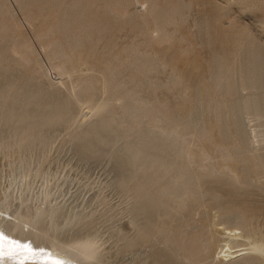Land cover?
<instances>
[{
  "label": "rangeland",
  "instance_id": "374dc122",
  "mask_svg": "<svg viewBox=\"0 0 264 264\" xmlns=\"http://www.w3.org/2000/svg\"><path fill=\"white\" fill-rule=\"evenodd\" d=\"M26 1L28 2V4L26 3ZM26 1L25 0H5V2H6L5 3L4 1L0 0V18L2 20L5 19V21H3L4 23H2L3 26L7 25V27L6 26L5 27L0 26L1 27L0 30H3L0 32V42H3V44L2 43L1 44L4 45V46L1 45L2 48L0 46V54H1L0 56H2V57L4 56L3 58L0 57V63L2 64V65H0V68H2V71L0 69V74L2 72V75H0L1 76L0 77V86L3 85V86H1L2 89L0 87V91H1L0 95H1V93L4 94V96L1 97L2 100L0 98V112H2V113H0V116H2V115L4 116L8 113L10 114V113H12V111H15L17 113V110H19L18 115L20 114L19 112H21V111H22L21 113L27 111L28 108L22 107L21 106L22 104L15 103L16 101L13 102L12 100L15 99V96L18 94V92H21V93L24 92L25 97H27L28 96L27 93L31 92V90L33 91L34 90L33 88H35L36 86H38L39 88L36 87L35 90L41 89L42 86H43L42 89H44L46 87L44 90H46L48 88L46 90V92L45 91L42 92L43 90L42 91L39 90L42 93V95L40 92H35V90L32 92V93H34V92L38 93L42 96V97L41 96L39 97V99L41 100V103L45 104L47 108L49 107L48 109H50V107L52 108L54 105H55V107H53V109H55L56 106L58 105L56 109L59 108V110H61L62 106H63L65 108H67L65 116L67 114H69V115H67L68 117L66 116V118H65L67 121L64 119L65 122L62 121L61 122L62 124L60 122H58V123H54L50 126L48 125V127L47 126H40V125H39V127H37L38 124L36 122L41 121V119L39 117H38L39 119L36 117V119L35 118L31 119L32 124H30L31 126H30L29 130L23 129V133L26 135L30 134L32 131L37 136H44L46 138V141L48 142L47 145H45V146H42V145L39 146L40 144L38 142L36 143V141L34 142L33 140L30 141V138L25 140V141H22V144H21V142L15 141V137H14L13 133H14V127H16V125H15L16 121H6L7 122L6 124H3V123L0 124V231L3 230L5 235L10 236V238L18 240L23 244L24 243L28 244V245L30 244L31 248L32 249L34 248L33 249L34 253L31 252L32 254L29 252H26V251L17 250L16 252H19V254L17 253V255H13L11 257L5 255L4 259L14 258V257L20 258L21 252H23L27 255H30V256H33V254L35 255L36 253L39 252L38 254H40V255H44V256L47 255L49 257L53 256L52 258H56V257L59 258L61 256V254L58 255V254L54 253L55 251L51 248V243L52 244L69 243V241L70 242L74 241L77 238L91 235L95 239V242H96V246H97L96 256L98 257V261L100 262V264H192L190 262L183 261L181 258V255L179 253L176 254L174 251L171 250V246L172 247H174V246L173 245H167L165 243L166 240H170V236L167 237L165 235H166V233L169 235L171 234V236H172V234H175L174 235L175 237H173V238H174L175 242L177 243L176 249L183 251L184 249H186L187 246L189 247V243L191 244L192 237L194 236V233H195V229H193V227L195 226L196 223L200 224L199 220H201V219H205V221L208 220L210 224H213L214 222L222 224V225H220V227L226 226V227H229L231 229L237 228L238 230H241V231L243 229H245V230H243L244 232H246L247 229H249V230L252 229V230H250V233H252V232L253 233L255 232V233L254 234L252 233L253 235L251 234L252 235L251 237L252 238L255 237L254 235L257 233L256 236L257 235L258 236L255 238L256 239L258 238L257 240H263L264 239V162H263L264 161V103H263L264 99H262V98H264V87H263L264 86V75H263L264 74V68H263L264 67V65H263L264 64V58H262V57H264V55H263L264 54V51H263L264 50V0H191V1L190 0H180V1L179 0H140V1L137 0L138 2L136 0H127V1L126 0H103L106 4L102 0H100V4H98L99 2H97L96 0H95V2H94V0H87V1L84 0L85 2H83L82 0H59V1L58 0H52L53 2L51 0H45V1L44 0H30V2H29V0H26ZM54 1H56V3ZM89 1H91V2L93 1L94 3L93 2L91 3ZM188 1L190 4L188 3ZM192 1H194L195 4ZM24 2L26 3V5ZM102 2H103V4H101ZM176 2H177V4H176ZM30 4H31V6H30ZM55 4L57 7L55 6ZM32 5L33 6L35 5V7H32ZM49 5L51 7L53 6V8H50ZM68 5H70V6H68ZM71 5H72V9L75 8L74 6H76L78 8V9L75 8L78 10V13H79V10L82 8V5H83V9H81L80 10L81 12L78 14L77 10L73 11L71 9ZM79 5H81V6H79ZM66 6L70 7L69 10H71L72 12L69 11L67 9L68 7L66 8ZM102 6L104 7V9ZM212 6H214L213 8L214 9L216 8V10L212 9ZM58 7H61V8H59L60 10L63 9V10H61L62 14L58 13L59 12ZM88 7H90L89 9H91V10L87 12V10H89ZM47 8H48V10L45 11V9H47ZM85 8H87V10ZM106 8L108 10H110L109 12L107 10L108 14L105 10ZM167 8H168V10H167ZM64 9H65V12H64ZM66 9L71 14L69 12H66ZM145 9H146V11H145ZM36 10H37V12H36ZM83 10L85 11V13L87 12V15H89V17L84 13ZM95 11H97V12L99 11L100 15ZM169 11L173 15V18H172ZM208 12H211V13L207 14ZM45 13H47V14H45ZM49 13H50V15L48 16ZM75 13L78 15H76ZM81 13H83V14L81 15ZM96 13H97V15H96ZM167 13L170 15H168ZM44 14H45V17H44ZM68 14L70 17L68 16ZM103 14L105 15V17ZM115 14H116V16H115ZM157 14H159V15H157ZM59 15H63V16L67 15V17H62ZM79 15H81L80 19L78 17ZM84 15H86L87 19L89 18L87 20V22L89 21L88 23L86 22ZM93 15H94V19L90 20L91 19L90 17H92ZM101 15L104 18H101ZM32 16H34V17H32ZM38 16H40L41 18L44 17L43 20L42 19L39 20L40 18ZM51 16H54L53 17L54 20H52L53 18ZM107 16L110 17V19ZM121 16H122V18H121ZM74 17H75V19H74ZM175 17H176L177 21H176ZM15 18L19 22V24H18V26L20 25L19 27L16 26L17 23L16 24L14 23ZM28 18L31 22L29 20H27ZM31 18H33V19H31ZM148 18L150 19V21ZM49 19L52 21H50ZM77 19L79 20V23L76 22ZM83 19L85 20V22L82 21ZM120 19H121V21H120ZM141 19H142V22H141ZM214 19L216 20V22L214 21ZM2 20H0V24H1ZM63 20H64V23L66 25L63 23ZM73 20L76 22V25H74ZM17 21H15V22H17ZM61 21H62V23H61ZM91 21H93V23L96 25L98 24V27L100 30L97 29L98 27L96 25H92V26L88 25L89 23L90 24L92 23ZM100 21L103 23L105 22L106 24L104 23V25H103V23H101ZM122 21H124V22L121 23ZM152 21H153V24H150V22L152 23ZM11 22L16 27L11 26V28H12L11 29L9 27ZM44 22H47V23L44 24ZM66 22H68L69 25H67ZM83 22L87 23V25L84 24V26H82ZM97 22H100V23H97ZM115 22L123 25V28H122V26H120L118 24L116 25ZM127 22H130V23H127ZM146 22L147 23L149 22V23L147 24ZM220 22H221V25H220ZM6 23H8V24H6ZM52 23H53V25H52ZM70 23H72L73 25ZM77 23H78V25H77ZM216 23L218 24V26H216L217 25ZM54 24H57V25H55L56 27L54 26ZM60 24H63V26ZM164 24H166V27H164L165 26ZM209 24H210V26L212 25L211 26L212 28L209 26ZM58 25H59V28H58ZM124 25L126 26V29L128 28L127 26H129L130 30L127 29L124 31V29H125ZM214 25H215V28H214L215 31L213 29ZM52 26H54V27L50 28ZM80 26L85 28V29L83 30V28H81ZM20 27H21L23 32L20 30ZM38 27H40V29H42V28L43 29L40 31L38 29ZM90 27H91V29H90ZM93 27L99 31V33H98V31L96 32L99 35L98 34L96 35V33H95L96 29H94ZM130 27L132 29H136V28H138V29L132 30ZM140 27H142L143 29ZM209 27H210V32L212 33L210 35H213L211 38H210L209 34H207L209 32L206 31V30H209L208 29ZM219 27H222L223 29L220 28L221 30L220 29L218 30ZM14 28H16V30H19V31L14 30ZM49 28H50V30H49V32H47ZM78 28H80V31L82 29L84 32L89 30V29L90 30L87 31V35L85 36V34L82 33L83 31H81V32L78 31L79 30ZM105 28H107V31L105 30ZM117 28L119 29V31ZM9 29L11 31H8ZM61 29H63L62 30L63 32H61ZM73 29H75L74 31H76L75 32L76 34L75 33L74 34L76 36H78L77 38L80 39L79 41L77 38L76 39L74 38L76 36L72 32ZM92 29H94V31ZM112 29H114V31L117 29V32H120V31L121 32L119 34L115 31L117 33V35L114 36V38H113V37H111V35H113ZM211 29L213 31H211ZM51 30L56 35L61 34L62 35V36L60 35L61 40H62V38L64 39L66 37L64 42H62L63 43L62 47L59 44L61 41H58L59 43H57L59 36L57 37V36L52 35L53 32H50ZM227 30H230L231 34L228 33ZM20 31L22 32L21 35H20ZM57 31L58 32L60 31V32L58 33ZM67 31H71V33L67 32ZM136 31H137V33H136ZM139 31H142V32H139ZM2 32H4V34ZM9 32H11V33H9ZM13 32H14V35L17 36L16 37L17 39L13 35L12 36L14 38H12V37L10 38V36H11V34H13ZM17 32H19V33H17ZM77 32H79V33H77ZM213 32H214V34H213ZM221 32H222V34H221ZM225 32H227L226 34L227 35L229 34L228 36H230V38L228 37L230 44L227 43V41H228V40L226 41L227 38H224V36H222L225 34ZM40 33H41V35H40ZM47 33H49V34L45 35ZM67 33L69 35H67ZM90 33H91V37L88 36V35H90ZM100 33H102L101 35H103V36H101ZM139 33L142 35H140ZM178 33H180V34H178ZM6 34L9 38H7V40L5 39V41H3L4 37L5 38L7 37ZM22 34H24V35L22 36ZM79 34H83V35H79ZM104 34H105V36H104ZM205 34H207V35H205ZM215 34H217L216 35L217 37L214 36ZM219 34H221V36L223 38V40H221V41H224V42H220L221 43L220 48H222V49L218 48L220 46V43L218 41H220V37H221ZM49 35H50V37H48ZM72 35H73V37H72ZM95 35L97 37L99 36L100 38L101 37H103V38L102 39L97 38ZM114 35H115V33H114ZM227 35H226V37H227ZM24 36H25V38H24ZM41 36H42V38H41ZM45 36H46V38H44ZM68 36L72 37V39L69 37V39L72 41V43H70V44L74 45V43H75V42H73V40H74V41H77L75 44H77V45L80 44V46L79 47L77 45H74V46L72 45L73 47L71 45L69 46L67 44L70 42V40L68 39ZM87 36H88V38H86V41L87 40H89V41H87V43H86V41H84L85 39L83 40L82 38H85ZM92 36H95L93 39H95V38H97V39L90 40L92 38ZM117 36H119V37H117ZM138 36H140V37H138ZM182 36L184 38L186 36V38L184 39ZM203 36H205V37H203ZM104 37H107L108 40H106ZM214 37L216 38V41L214 40ZM204 38H206V39L208 38V39L206 40ZM217 38H219V39H217ZM233 38H235V40L237 38V40L235 41ZM1 39H2V41H1ZM47 39H49V41H46ZM52 39L53 40L55 39L56 47L57 46L61 47V48L64 47V50L60 49V51L63 50L65 54H67L65 51H67V49H69L67 47L69 46L71 48L68 50V54H67V55H69L68 57H64L65 55H62V57H61V55H59V51H57L58 47L56 48L54 46V44H55V43H53L54 41L52 42V45H51ZM98 39L101 40L102 42H100ZM186 39L188 41L189 40L190 41L188 42V41H186ZM38 40H40V42ZM117 40H118V42H117ZM82 41H84L86 43V45H89L88 43L90 42V44L93 47L90 45L89 46L91 48H93V50H95L94 46L97 47V49L99 50L100 47H102L104 44L105 45L102 49L99 50V52L97 49H96L97 51H93V50L90 51L91 48L89 46H88L89 49L87 51L86 45L82 44ZM91 41L92 42L95 41V45H93ZM104 41H106V43H103ZM130 41H131V43H130ZM209 41H210L211 45H209L210 44ZM183 42H185V43H183ZM187 42L189 45L187 44ZM98 43L99 44L102 43V46L99 45V47H98ZM107 43L108 44L110 43L109 45H111V43H112V45H113L112 48H111V46L109 47ZM203 43H204V45L206 44L207 46L206 45L204 46ZM207 43H209V44H207ZM223 43H226L227 45L228 44L229 45L227 46ZM5 44H6V47H5ZM125 44H127V45L129 44V46H126ZM121 45L124 47H121ZM130 45H133V46H130ZM192 45H194L192 47L194 49L191 48ZM105 46H108L106 48H108V51L111 54L107 51ZM176 46H178V47H176ZM183 46H184V48H183ZM236 46L238 48H236ZM256 46H257V48H256ZM51 47L54 48L53 51L56 49V52H58V54L51 53V51H52ZM65 47H66V49H65ZM113 47L115 48V50ZM117 47H119V48L121 47L120 50ZM175 47L178 48V50H175L176 49ZM225 47L226 48L228 47V49H225ZM248 47L250 49H248ZM254 47L256 49H254ZM8 48H9V50H8ZM29 48L30 49L32 48V50H34L32 52V55H30L31 54L30 51H32V50H29ZM206 48H208V50ZM211 48L214 50H212ZM232 48H233L234 53L236 51V54H235L236 56L233 54V52H231ZM234 48H236L235 51H234ZM75 49H76V51H75ZM172 49H174L175 51H173ZM180 49H182V50H180ZM190 49H192V51H194V52L192 53V51ZM203 49H205V50H203ZM245 49H248L247 51L249 52V54L251 56L250 58H249V55L245 53V52H247ZM5 50H8V52ZM101 50L102 51L104 50L103 51L104 54L101 53V56H97L98 53L100 55ZM130 50H131V52H133L135 50L133 52V55L137 56L138 58H140L139 56H141L142 58H144L146 56L143 59V61H141V62L144 65V61H147V62H145V64L148 63L149 65L146 64L144 66L147 68V70L150 68V70H148V72H150L149 74H151V76L148 75V72L146 73V71H147L146 69H145L146 71L143 70L145 67H143V65L141 66L142 63L139 62L138 59L135 62L134 59H136V57H132ZM171 50L174 52L173 54L171 53L172 52ZM228 50H229V54L227 52ZM238 50H240V51L238 52ZM258 50L260 52V55H259ZM4 51H5V54H7V56L4 55ZM63 51H61L60 54ZM70 51H71V54H70ZM116 51L119 52V54H117ZM124 51H126V53H124ZM178 51H179V53H178ZM211 51H212V53H211ZM218 51H219V54H218ZM224 51H225V53H224ZM25 52H27V53H25ZM28 52H29V54H28ZM91 52H93L94 54H92ZM113 52H114V54H113ZM115 52H116V54H115ZM122 52H123L124 56L126 55V59L123 58L124 56H123ZM161 52L164 55H162ZM23 53H25L26 55H24ZM49 53L51 54V56ZM64 53H62V54H64ZM135 53H137L139 56ZM185 53H186V55H185ZM226 53L229 56H227ZM230 53H232L231 56L233 57V60H231L232 58L230 56ZM21 54H23V56H21ZM222 54H225V56L224 55L221 56L222 58L220 56H218V55H222ZM252 54L253 55L255 54V55L252 56ZM53 55H55V56L57 55L60 57L54 58L55 56L53 57ZM107 55H109V56H107ZM113 55H114L113 61L115 62V64L120 63V66H118V67H120L122 69L116 67L118 64H116L112 68V66H113L112 64H114V62L112 61ZM115 55H116V57H115ZM117 55H118V57H117ZM180 55H182V56L184 55V57H182V56L180 57ZM30 56H31V58H34L35 60L34 59L31 60ZM83 56H84V58L85 57L86 58L84 59ZM95 56H96V58H95ZM102 56H104V57L106 56L105 58L103 57L105 60L102 58ZM170 56H171V58H170ZM234 56L237 58L234 59ZM238 56H240V57H238ZM260 56H262V57H260ZM25 57L27 59H30V60H25ZM63 57H64V59H62ZM109 57H111V60H108ZM166 57H168V59H170V60L168 61L166 59ZM224 57H226L225 58L226 60H223ZM227 57H229L228 59H230V61H232L233 63H231L227 59ZM245 57H246V59H245ZM14 58H15V60H14ZM115 58H116L117 62H116ZM172 58H173V60H171ZM192 58H193V60H192ZM255 58L257 59V61H259L260 58H261V60L259 62H257ZM92 59L94 60L93 62L97 61L96 62L97 65L99 64V62H101L99 65H102V66H103V64L106 63V66H103V67L98 66V70L99 69L100 70H99V72H97V75L95 74L96 71H98L97 66H95L96 63L91 64L92 66L91 67L89 66L90 68L88 69V65H90V63H92ZM145 59H147V60H145ZM219 59L222 61H220ZM249 59L250 60L252 59V61H256V62H254V63L252 61L249 62L250 61ZM11 60H12V62H11ZM125 60H127V61L129 60L131 65H133V67L136 66V68L134 69L132 66L129 65L130 64L129 61L127 62ZM133 60H134V63L132 64ZM139 60H141V59H139ZM4 61H5V63H4ZM8 61H10L9 66H8V64H9ZM28 61H30V62L28 63ZM31 61H33V62H31ZM76 61H77V63H76ZM88 61L89 62L91 61V62L89 63ZM108 61L110 63H108ZM158 61H159V63H158ZM174 61H176V62L180 61V64H179V62H177L178 64L176 65V62H174ZM198 61H199V63H198ZM239 61H240V63H239ZM245 61H246V64H245ZM247 61H248V64L250 63L249 66H253V70L250 69L252 67L248 66ZM74 62L76 63V65ZM124 62H126V63H124ZM154 62H155L156 66L153 65ZM169 62L172 64H170ZM241 62H242V65H241ZM11 63H14V65H12ZM16 63H18V64H16ZM25 63H26V65H25ZM30 63L35 68L34 67L32 68ZM165 63L166 64L169 63V64L166 65ZM223 63H225V64H223ZM227 63H228V65H227ZM65 64H67V65L65 66ZM138 64L143 68L140 69L141 67ZM158 64H160V65L158 66ZM182 64H184L183 67L185 69L182 68V66H181ZM229 64L230 65L232 64V66H229ZM21 65H23V66H21ZM83 65H84V67H83ZM93 65H94V67H96L95 68L96 70L95 69L90 70L93 68ZM126 65H128V67L129 66L130 67L128 68ZM11 66L12 67L14 66V67L12 68ZM16 66H18V67H16ZM60 66L62 69L60 68ZM107 66H108V68L111 67L110 71L107 68ZM223 66L224 67L229 66V67H227V69L230 67H232V68H230L228 70L225 69V72H224ZM245 66H248V68ZM9 67H11L13 69L12 72L15 74H12L10 70H9L10 73L8 72ZM125 67L127 68V70ZM176 67H177V69H175ZM220 67H221V70H219ZM5 68H6V70H3ZM26 68H27V70H26ZM63 68L65 70H63ZM83 68L84 69L86 68V70H84ZM105 68H107V69H105ZM131 68H132V70H131ZM154 68L156 69V73L154 72V70H155ZM193 68L194 69L196 68V69L193 70ZM198 68H201V70L200 69L198 70ZM112 69H113V72H112ZM118 69H120L121 71H119ZM136 69H137V71L139 69V71L137 72ZM231 69H232V71L234 70L232 73L230 71ZM21 70H22V75H21ZM103 70H104V72H103ZM114 70L116 72L118 70L121 76H119L118 73L116 74V72H114ZM141 70H143V73ZM158 70H159L158 73H160L159 76L156 75V74H158L157 73ZM176 70L179 71L178 74H177ZM226 70H227V72H226ZM249 70H250V72H249ZM262 70H263V72H262ZM3 71H7V74H3V73H6ZM17 71H18V73H20L19 74L20 77L17 76L18 78H16V76H14V75L18 74V73L16 74ZM31 71L32 72L35 71V73L34 72L32 73ZM62 71H64V73ZM92 71L93 72L95 71V73H94L95 75H93ZM122 71L124 74L122 73ZM190 71H191V73H190ZM140 72L143 74L144 77L147 75L146 76L148 78L147 82H145V81L141 82V80H144L143 79L144 77L142 76V74ZM245 72H246V74H245ZM38 73H39V75H38ZM78 73H81V74H78ZM137 73L138 74L140 73L142 78L140 77V75H137ZM173 73H174L175 77H174ZM226 73H227V75H226ZM233 73H234V75H233ZM24 74H26L25 75L26 78H25ZM132 74L135 76L137 75V77H134ZM153 74H154V76H153ZM187 74L191 75V77L192 76L193 77L191 78L190 76H187ZM7 75H10V77ZM21 76H24L22 78L23 79L25 78V79L23 80L21 78ZM29 76H30V78L27 79V77H29ZM82 76H85L87 78H85V77L82 78ZM111 76H112V78H111ZM125 76H127V78H124ZM179 76H180V78H179ZM202 76H204V77H202ZM228 76H229V80L227 78ZM240 76H241V78H240ZM261 76H263V77H261ZM93 77H95V78L93 79ZM138 77H140V78H138ZM146 77H145V79H147ZM156 77L157 78L160 77L161 81L159 80L160 78L158 80H156L157 79ZM231 77H233V78H231ZM250 77H253V78L250 79ZM7 78H9L10 81L6 80ZM15 78L18 79L19 83L15 82V81H17ZM110 78L112 81L110 80ZM122 78L124 81L121 80ZM150 78L152 79V81ZM153 78L155 79L156 82L153 81L154 80ZM177 78H179V80ZM205 78H206V80H204ZM214 78L218 79V80H214ZM258 78H259V80H258ZM11 79L14 80L13 82H15L14 83L15 85L14 84L9 85L10 89L11 90L13 89V90L12 91L10 90L9 94H7L6 91H8V90H4V88L5 89L9 88L8 84H10V82H12ZM26 79L33 81V83L36 86L35 85L33 86V84L31 85L30 83H32V82L31 81L28 82V81H26ZM119 80L122 81V84H121V81H119ZM138 80L142 84L143 83L144 84L140 85V82ZM212 80H214L215 82ZM7 81H8V83H7ZM20 81H22L23 84ZM84 81H85V83H84ZM130 81H131V83H130ZM137 81L139 82V84ZM177 81L179 83H177ZM37 82H39V83H37ZM115 82H117V83H115ZM119 82H120V84H119ZM132 82H133V84H132ZM211 82H213V83H211ZM226 82H228V83H226ZM24 83H26V84H24ZM111 83L113 84L114 88H113ZM126 83H127V85H125ZM158 83L160 85H158ZM172 83H173V85H172ZM203 83H204V85H203ZM37 84H39V85H37ZM102 84L104 85V87ZM134 84H136L137 88L134 86ZM168 84H171V85H168ZM20 85H21V87H20ZM23 85H26L27 87L23 86ZM40 85H41V87H40ZM108 85H111V88ZM128 85L133 86L135 88L130 87ZM221 85H223V86H221ZM225 85H227V87ZM231 85H232V87H231ZM259 85L261 87H259ZM15 86H16V89L14 88ZM22 86L24 88L26 87L27 89H25V91H24ZM31 86H32V89H31ZM82 86H83V88H82ZM142 86H145V87L147 86V87L145 88ZM201 86H202V89H201ZM206 86H207V88H206ZM212 86H213V88H212ZM28 87H30V88H28ZM100 87L104 88V89L101 90ZM179 87H180V91L178 90ZM118 88H119V90H118ZM131 88L134 90V92H133V90H131ZM185 88H187V89H185ZM226 88H228V89L231 88V89H229L230 91L228 90L226 93V95H228V93H229V95H228L229 97L228 96L226 97V95H225ZM235 88H237V90ZM90 89H93V91L92 90L90 91ZM139 89H142V90H139ZM143 89H146V90H143ZM155 89L157 90V92ZM116 90L118 93L120 92L119 96H118L119 98L116 96L119 100L117 98L114 99L115 98L114 96L118 95V94H116L117 93ZM120 90H122V91H120ZM95 91H98V92H95ZM100 91H103L104 93L100 92ZM111 91L114 93L116 92V93L114 94ZM208 91L211 92L210 94H211L212 99L214 98L213 99L214 101H211L212 100V99H210L211 97L210 98L208 97L210 95ZM213 91H214V93H216V94H214V97L212 95ZM241 91H242V93H241ZM11 92H12V94L10 95ZM126 92H128V93H126ZM138 92H139V94H137ZM165 92H167V93H165ZM177 92H179V93H177ZM184 92H185V95H184ZM198 92L200 94H202V97L205 96V99H207V100H204V98L199 97V98H202V100H204V101L199 102V103L196 102V101H199V100H197L199 98L196 97L198 95L200 96V94H198ZM204 92H206V93L208 92V96H206L207 95L206 93L204 95ZM32 93H31V95H32ZM91 93H93V97L91 96L92 95ZM108 93L114 94V95H110V94L106 95ZM124 93H125V95H124ZM147 93H150V94H147ZM38 94H36V95H38ZM82 94H85V95H82ZM120 94H122V95H120ZM130 94L133 95L134 98H136V97L138 98V96H139L138 99H135L136 103H138V105L140 104V105H142V107L145 104L147 105V106L145 105L143 107V110H142V107H141V109H139L143 113L140 112L139 110L136 111V112H138L137 114L132 112V111L127 112L128 115L125 113V111L122 113L123 106L125 105L127 98L129 96H131ZM237 94L238 95L242 94V95H239L240 99H239ZM46 95H49L46 97L47 99H45V97L43 98V96H46ZM104 95H105V97H104ZM161 95L162 96L165 95L164 98L160 97ZM230 95H231V97H230ZM33 96L35 97V95H33ZM99 96L101 98L103 96L104 100L108 99L109 96H111V98L113 96L114 97V98H112L113 100L111 99L113 107L117 106V105L121 106V104L123 102H125V103H123L122 106L119 108L115 107L113 109V107H112V108L108 109L107 113H106V111L104 112V115H103V113L102 114L100 113L101 116L100 115H98V116L93 115L95 113L91 114L89 106L92 105V103L93 104L97 103L96 102V101H98L97 98H99V101H100V102L98 101L99 103H101V100L103 102L104 100L101 99ZM152 96H154V97H152ZM215 96H216V98H215ZM218 96H219L221 101L218 100ZM222 96H223V98H222ZM259 96H260V98H259ZM32 97L28 96L27 100L33 99ZM48 97L50 98V100L48 99ZM56 97H58V98H56ZM78 97H81V98H79L80 100H78ZM62 98H64V99L62 100ZM76 98H77V100H76ZM86 98H88V99H86ZM123 98H124V100H123ZM156 98H158V99H156ZM160 98H161V101H160ZM162 98H163V100H162ZM139 99H140V101H139ZM208 99H210L209 104H208ZM231 99H233V100H231ZM44 100H45V102H44ZM55 100H56V103H55ZM74 100L77 102H75ZM122 100H123V102H121ZM177 100L180 102V104ZM202 100L200 99V101H202ZM223 100H224V102H223ZM236 100H237V103H236ZM156 101H158L159 103ZM174 101H175V103H174ZM218 101H220V102H218ZM30 102H31V100H30ZM47 102H48V104H47ZM72 102L75 104V106H74V104L73 105L71 104ZM87 102H88V104H87ZM142 102L144 103V105L142 104ZM186 102L187 103L190 102L189 104H191V106L194 105V108L199 107L201 105L200 103H202V105H201L202 108L199 107V108H196V110H195L193 107H191L189 105V106H186V109H185V107L183 108V106L188 105ZM194 102H196V103H194ZM63 103H66L65 106L63 105ZM150 103L155 104L156 106L161 107L162 109L164 108L162 114H163L165 120L162 122V125L165 123L164 127H166V129H172L176 122H177V124L181 123L180 125H182V126L178 125V128L180 130V127H183L180 130L183 133L180 134L181 133L180 132L179 134L184 135L186 137V140L184 139L183 136L179 135L181 137V138H179V136H177L175 134L174 135L177 136L176 138H174L175 136H173V135H171V136H173L172 138H171V136H169V137L163 136L162 138H160V141L162 140V142L165 141L166 137L168 138V140L170 138L172 143L174 141V144L169 143L172 147V148L169 147L168 148L169 150H166V148L168 147V146L166 147V144L170 140L168 141L166 138V141L164 143H162L160 141H156L155 152L158 153V152H160V150L164 151V149H165L164 152H166V153H164V155L167 154L165 156L167 158V162H169V160L171 161V163L169 162L168 166H167V167H169L170 166L169 164H171L170 171H169L170 173L166 177L160 176L161 171H158L155 175H154V173H152V175H149V177H148L149 179H147V180H149L150 183L148 181L146 184L149 186L145 185L147 187V188H145V190L147 189L146 193L147 192L149 193V190H152L151 193H149L148 195L150 196V198H153V197L155 198L157 196L156 199H158V197L160 195L159 192L163 191V190L164 191L167 190V192L168 191H173V192L176 191V193H182L184 191V187L183 188L181 187L178 189H173L172 186H174L175 184L172 183V181L170 180L171 178H169V176L170 175H176L179 170L182 171L183 167H184L183 170H185L186 172L190 169L189 170L190 174L187 173V175L183 181L185 183H189L188 181H190L192 183L193 187H196V188L198 187L199 189H201V194H199L200 196L198 194H196V196H194L189 201V203H190L189 205L192 207V209L196 206L194 208V210H192V213L190 215L191 217L190 216L184 217L183 213H181V212H179V213L173 212V214H171V212H172L171 207L168 204L166 206L160 207L159 208L160 210L158 209L157 211H150L147 214L148 219H147V217L144 219L142 218L139 223L134 221V219L137 215L136 210H138V209L136 208V205H135V195L132 193L134 191L133 190V183H132L133 180L131 178V172L132 171H130L132 167L130 165L131 163H127V161H125L124 159L130 158L129 154H131V152H133L134 150H136L138 148L136 146V144L139 143V141L143 138L144 135L147 136V134H150V130H152L151 128L155 125L154 115L156 114V109L152 108L149 105ZM229 103H230V105L231 104H233V105H231V106L227 105ZM253 103H255V104H253ZM211 104H212V106H211ZM236 104H238L239 106ZM247 104H251L252 105L251 108H253V109H251L247 112H243V108ZM176 105L178 107H176ZM205 105H206V109H203V108H205ZM223 105L225 106L226 109L224 108ZM222 106H223V108H222ZM236 106L238 107V110H237ZM174 107H175V109H174ZM187 107H190V108L188 109ZM214 107H216V108H214ZM218 107H219V109H218ZM229 107L231 110H229ZM191 108H193L194 110L190 111ZM2 109H4V110H2ZM202 109L204 111H202ZM235 109L237 112H240V113H237L235 111ZM174 110L176 112H173ZM198 110L199 111L201 110V111L199 112ZM35 111H36V113H38L37 111H41V109H39V107L37 105L32 106V108L30 109V112H29L30 114L29 113L28 114L31 115L33 113L35 115L36 114ZM119 111L122 113V115L125 114L124 115L125 117L121 116V113H119ZM145 111H147V113ZM171 111H172V113H170ZM187 111L188 112L190 111V114H188ZM205 111H207V112L209 111L208 113H210V112L211 113L209 115H206L208 113ZM225 111H227L228 113ZM185 112H187L186 113L188 115L187 117H186ZM194 112L196 115L194 114ZM204 112H205V115L203 114ZM116 113H117V115L115 116ZM141 113H142V115H141ZM173 113H175V114H173ZM197 113L199 115L202 114L204 116H202V115L199 116ZM222 113L224 114L225 118H223ZM226 113L230 117L227 116ZM234 113H237V114L234 115ZM118 114L120 116H118ZM129 114H132L130 116L131 117L133 116V117L132 118L129 117ZM220 114L222 117L220 116ZM20 115H22V114H20ZM191 115H192V117H191ZM193 115H195V116H193ZM218 115L220 116L219 118H221V119L217 118ZM136 116H138V117H136ZM212 116L214 117L215 120L212 118ZM121 117H123V118H121ZM227 117H228L229 121L232 120L230 122L231 124L229 123ZM72 118H73V120H71ZM108 118L110 121L108 120ZM124 118H125V120H122ZM139 118H141L143 120H140ZM144 118H148V119L144 120ZM185 118H188V119H185ZM193 118L197 121L192 120ZM216 118L219 119V121L216 120ZM230 118H232V119L230 120ZM126 119L128 121H126ZM130 119L133 120V121L131 120V122H133L132 125L134 126L133 131H131L132 128H129V126H128V124L129 125L131 124L129 122ZM137 119H138V122L141 123L140 124L141 127H140V125L138 126ZM181 119L182 120L184 119V121L186 120L184 122V124L185 123L187 124V122H189L188 124H190L191 121H195L198 123L196 125V123L193 122V124H195L194 126H190L191 124L190 125L187 124L188 125V128H187V126L183 125V122H181L182 121ZM106 120H108V121H106ZM179 120H181L180 123H178ZM213 120L215 121V124H213L214 123ZM144 121L148 122L149 125H147L148 123H146V122L144 123ZM221 122L223 124L225 123L226 125L229 124V127L226 130H224L225 133L222 132L220 129V125L222 124ZM105 123H107L109 125L111 131L109 133L103 132L102 136L104 135L103 138L105 141L99 145V148H100L99 155H94V156L91 155L90 156V154H85L83 156V153H81L79 151H80L81 146L87 144V139H81V140L79 139L78 140L76 138V136L86 135L90 132V130H93V129L95 130L96 128L100 127L101 125H103ZM207 123H209V124H207ZM111 125L112 126L114 125V127H112ZM17 126H18V124H17ZM119 126L123 127V130ZM137 126L140 128H137ZM171 126H173V127H171ZM12 127H13V130H12ZM124 127H125V130H124ZM192 127L194 129H192ZM89 128H90V130H89ZM184 128L189 130L192 135L188 134V133H190L189 131L183 130ZM209 128H210V130H208ZM236 128H237V134L238 135L235 134ZM112 130H114V133ZM128 130H130V131H128ZM179 130H178V132H179ZM20 131H22V129ZM78 132H80V133H78ZM119 132H121V133L119 134ZM130 132H132V133H130ZM144 132H146V133H144ZM216 132H217V135H216ZM76 133H78V134H76ZM122 133L124 136L123 135L121 136ZM185 133L188 134L189 136L186 135ZM206 133L208 135H205ZM210 133H211V135H210ZM241 134L244 136H242ZM8 135H10V136L8 137ZM137 135H139V136H137ZM215 135L218 137H216ZM110 137H111V139H110ZM127 137H128V139H125ZM89 138L91 140V144L95 148V146L99 142V140L97 138H94V136L93 137L90 136ZM173 138H174V140H172ZM203 138L206 139V141ZM207 138L209 140H207ZM12 139H14V140H12ZM94 139H95V141H94ZM195 139H197V140H195ZM228 139L230 142L228 141ZM115 140H117L119 142L117 143V141H115ZM248 140H250V141H248ZM7 141L8 142L15 141L16 145H8L7 146L4 144ZM109 141H111V142H109ZM177 141L181 142V143L184 142L183 145L185 147L181 143H180L181 145H179L177 143ZM26 142H27V145L25 144ZM112 142L115 144L114 146L113 145L111 146L110 143H112ZM208 142H209L210 146L208 145ZM220 142L223 143L222 146L227 147V148L223 147V148H225V150L221 148L222 146L219 144ZM225 143H226V145H225ZM250 143H251V145H250ZM29 144H31V146L34 144V146L31 147V149L30 148L28 149L27 146ZM129 144H131V145H129ZM163 144H165V146H163ZM169 144H167V145H169ZM186 144H187V147L189 144H190V146L187 148ZM217 144H219V145L217 146ZM215 145H216V147H215ZM180 146H182V148ZM230 146H231V148H230ZM240 146L242 147V149ZM248 146H250V147H248ZM102 147H103V149H102ZM179 147L181 149L184 148V150H181ZM233 147H235V148L233 149ZM124 148H125V152L127 153V155L124 154L125 153ZM126 148L127 149H133V151L127 150ZM174 148L176 150H180V152L179 151L176 152V150ZM195 148H197L198 150H201L200 152L205 151L204 152L205 155H203V153H202V155H203L202 156L201 153ZM219 148H221V149L219 150ZM117 149L119 150V152ZM157 149L159 151H157ZM222 150H224V151H222ZM114 151H116V152H114ZM162 151L160 153L163 154ZM184 151H186L187 154L183 153ZM192 151H193L195 157L193 156ZM196 151L199 154L195 153ZM210 151H212V152H210ZM155 152H154V154H155ZM171 152H173L172 153L173 157H171V155H172ZM233 152H234V154H233ZM178 153H180V154H178ZM112 154H114L115 156ZM174 154H176L175 157H174ZM119 156H120V158H119ZM124 156H125V158H124ZM149 156H150V159L148 157L146 160L147 163L145 162V164H148V165L152 164V162L149 163V161H151V158L153 160V158L155 157V156L151 157V155H149ZM178 156H180V157H178ZM204 156H205V158L206 157H208V158L205 159ZM247 156L249 158H247ZM190 157H193V158L191 159ZM198 157H200V158H198ZM175 158H176V160H175ZM185 158H186V160H185ZM201 158L202 159L204 158L203 161L204 160H206V161L202 162ZM117 159H119V160L121 159V161H119ZM227 159H229V160H227ZM235 159H237V160H235ZM240 159H241V161H240ZM248 161H250V162H248ZM245 162H247V164H245ZM180 163H182V164L180 165ZM191 163H192V165H191ZM208 163H210V164H208ZM200 164H203V166L205 165L206 167L202 168V165H200ZM227 164H228V166H227ZM117 165H120V166H117ZM179 165L181 166V168L179 167ZM182 165H184V166H182ZM197 165H198V168H197ZM239 165H240V167H239ZM173 166H174V168H172ZM224 166L225 167L227 166L228 168L227 167L226 168L228 170L227 169L225 170V168H223ZM256 166H257V168H255ZM229 167H231V169ZM247 167H248V169H247ZM186 168H187V170H186ZM214 168H216L217 171L214 170ZM245 168L247 170H245ZM171 169L174 173L171 172ZM177 169H178V171L176 173ZM220 169H223L222 172L220 171ZM230 170H231V172L228 173ZM197 171H198V174H196ZM252 172H253V174H252ZM127 173H128V176H127ZM238 174H241V175H238ZM254 174H256V175H254ZM193 175H194V177H193ZM197 176H199V177H197ZM229 176H231V178H229ZM152 177H154V179L150 180V178H152ZM156 177L158 178V182H157ZM160 177L161 178L165 177V179L164 178L162 179V180H164L163 182H161L162 180ZM189 178L191 180H188ZM236 178H237V180H236ZM153 180H155L156 182ZM170 181H171V183H170ZM195 182H196V184H195ZM122 183H123V186H122ZM239 183L242 186L238 185ZM155 184L157 185L156 188L154 186ZM127 185L130 187H128ZM161 185H162V187H165V186L166 187L162 188ZM150 186H153V187H150ZM159 186H160V188H159ZM168 186L169 187L171 186V188L169 189ZM129 188H131V189H129ZM157 188L159 191L157 190ZM152 193L153 194L155 193L154 194L155 196ZM213 193H214V195H213ZM218 193H220V194H218ZM164 194H165V192H163L162 195H160V198H159L160 200H162V198H164L163 197ZM242 195H243V197H242ZM133 198H134V200H133ZM154 198L151 200L153 201ZM159 199L154 200V201L158 202ZM194 201H195V203H193ZM229 203H231V204H229ZM133 205H135V207ZM231 205L233 208L231 207ZM235 205H236V207H234ZM236 208L238 210L240 209L242 213L240 212V210L238 212V210ZM229 209H231L230 210L231 213H230V211H228ZM243 209H245V211ZM253 211H255V213ZM18 212H31V213L42 212L43 215L40 218V223L38 224V226H39L38 230L39 231L42 230L41 231V232H43L42 235L45 238H48L47 241H42V242L41 241L39 242L36 240L34 241V239H32V237H30V236H27V237L24 236L22 238L23 235L20 236L21 235L20 232L17 233V230L11 231V229L9 227H6L7 228V231H6L5 230L6 228H4V226H6V223L7 224L10 223L11 220H15L14 216ZM169 212H170V215L167 216V214ZM226 212H227V214L231 215V216L228 215V216H230L229 217L230 219L224 218V215L226 214ZM243 213L245 215L248 214L247 215L248 217L244 216ZM251 214H253L254 216L253 215L250 216ZM238 215H239V217L240 216L241 217L239 218ZM242 216H244V218ZM156 217H157V219H156ZM172 217H173V220H172ZM235 218L238 219L239 222H237V220ZM252 218H254V219H252ZM146 219L148 220V222H147L148 227H147V223L145 224V222L147 221ZM233 219L236 221H234ZM242 219H244V220L242 221ZM151 220L153 222H151ZM157 221H158V223H157ZM240 221H242L243 224L247 223L246 224L247 227L245 224H244L245 226L244 225L240 226V224H242ZM251 222H252V224H251ZM248 223H249V225H248ZM160 224H162L163 227ZM164 224H166V227H164L165 226ZM250 224L252 225V227L250 226ZM143 225H144V227H143ZM149 225L151 226V228ZM145 227H147L148 231H147L146 235H144V234L142 235L140 230L142 228H145ZM239 227H241V228H239ZM156 228H157V230L159 229L158 232H157ZM218 228H219V226H218ZM253 229H254V231H253ZM8 230L10 232L6 233V232H8ZM163 230H165L166 233H164ZM219 230H220V232L217 235L218 238H217V242H216L217 245H219L220 243L221 244L223 243L222 239L225 235L223 229H219ZM45 231H46V233H45ZM159 231L161 234L159 233ZM169 232H171V233H169ZM44 233L46 235H44ZM184 234H185V236H184ZM142 236H144L145 238ZM138 237H140V238H138ZM51 238L53 239V241ZM252 238H250V239L256 240L255 238H253V239ZM260 238H262V239H260ZM28 239L29 240L32 239V240L29 241ZM130 239H131V241H129ZM140 239H141V241H140ZM142 239H144V240H142ZM22 240H24V241H22ZM246 240L245 239L241 240V242L244 241V242H242L244 244L242 245V243H240L241 246L238 247L239 249L247 247L246 244L249 242V239H246ZM50 241H52V242H50ZM29 242H31V243H29ZM216 244L214 247H218ZM37 246H38V248H37ZM214 249H216V248H214ZM164 250H165V252H164ZM252 252H255V251H251V252L249 251L248 254L242 255V257L241 256L238 257L239 259L235 258L232 261H228V263H226V264H235L236 260H237L238 264H241V262H242V264H243V262H244V264H248V262H249V264H250V262H251V264H264V255H261L260 253H257V252L256 253H252ZM54 255H56V257ZM59 259H61V257ZM206 260H209L208 264H211V263L212 264H219V261H217V259L214 260L212 258H209ZM200 262L193 263V264H206L207 263V262H205V260H203L201 263ZM73 264H77V263L74 262Z\"/></svg>",
  "mask_w": 264,
  "mask_h": 264
},
{
  "label": "bare ground",
  "instance_id": "6f19581e",
  "mask_svg": "<svg viewBox=\"0 0 264 264\" xmlns=\"http://www.w3.org/2000/svg\"><path fill=\"white\" fill-rule=\"evenodd\" d=\"M1 1H4L5 2V0H1ZM26 1V0H25ZM45 1V0H44ZM52 1V0H51ZM59 1V0H58ZM83 2H85L84 0H82ZM87 1V0H86ZM97 2H99L98 4H100V0L98 1V0H96ZM103 1V0H102ZM127 1V0H126ZM137 1V0H136ZM138 1H140V0H138ZM137 1V2H138ZM180 1V0H179ZM191 1V0H190ZM22 2V1H21ZM29 2H30V0H29ZM41 2V1H40ZM53 2V1H52ZM55 3H56V1H54ZM89 2H91V1H89ZM93 2V1H92ZM91 2V3H92ZM94 2H95V0H94ZM93 2V3H94ZM96 2V3H97ZM104 2V1H103ZM103 2L101 3V4H103ZM110 2V1H109ZM178 2V1H177ZM177 2H176V4H177ZM193 3H194V1H192ZM6 3V2H5ZM25 3V2H24ZM26 3L28 4V2L26 1ZM26 3H25V5H26ZM35 3V2H34ZM44 3V2H43ZM95 3V4H96ZM105 3V2H104ZM175 3V2H174ZM188 3H189V1H188ZM23 4V3H22ZM51 4V3H50ZM106 4V3H105ZM135 4V3H134ZM157 4V3H156ZM161 4V3H160ZM190 4V3H189ZM195 4V3H194ZM37 5V4H36ZM158 5V4H157ZM175 5V4H174ZM193 5V4H192ZM30 6H31V4H30ZM55 6H56V4H55ZM63 6V5H62ZM68 6H70V5H68ZM68 6H66V8L68 7ZM79 6H81V5H79ZM78 6V7H79ZM104 6V5H103ZM102 6V7H103ZM189 6V5H188ZM9 7V6H8ZM22 7V6H21ZM32 7H35V5L33 6L32 5ZM31 7V8H32ZM49 7L50 8H53V6L51 7L50 5H49ZM57 7V6H56ZM75 8H77L76 6H74ZM95 7V6H94ZM106 7V6H105ZM141 7V6H140ZM214 6H212V9H214L213 8ZM49 8V9H50ZM59 8H61V7H58V9ZM63 8V7H62ZM69 8L70 7H68L67 9L69 10ZM75 8H73L72 9V5H71V9L74 11V10H77V9H75ZM81 8V7H80ZM90 7H88V9H89ZM97 8V7H96ZM100 8V7H99ZM164 8V7H163ZM67 9H66V12H69V11H71V10H69V11H67ZM81 9H83V5H82V8ZM80 9V10H81ZM86 10H87V8H85ZM103 9H104V7H103ZM211 9V8H210ZM211 9V10H212ZM26 10V9H25ZM48 10V8L47 9H45V11H47ZM61 10H63V9H61ZM60 9H59V12L58 13H60V14H62ZM79 10V13L81 12ZM91 9H89V10H87V12L88 11H90ZM96 10V9H95ZM98 10V9H97ZM106 10V12H107V8L105 9ZM162 10V9H161ZM167 10H168V8H167ZM214 10H216V8L214 9ZM84 11V10H83ZM101 11V10H100ZM103 11V10H102ZM110 10H108V12H109ZM128 11V10H127ZM141 11V10H140ZM145 11H146V9H145ZM209 11V10H208ZM36 12H37V10H36ZM64 12H65V9H64ZM72 12V11H71ZM87 12L85 13V11H84V13L87 15ZM95 12H97V11H95ZM105 12V11H104ZM108 12H107V14H108ZM137 12V11H136ZM167 12V11H166ZM170 12V11H169ZM216 12V11H215ZM39 13V12H38ZM70 13V12H69ZM77 13H78V10H77ZM78 13V14H79ZM98 14H99V11L97 12ZM97 13H96V15H97ZM102 13V12H101ZM133 13V12H132ZM185 13V12H184ZM209 13H211V12H208L207 14H209ZM2 14V13H1ZM45 14H47V13H45ZM45 14H44V17H45ZM65 14V13H64ZM71 14V13H70ZM76 14V13H75ZM78 14H76V15H78ZM83 13H81V15H82ZM92 14V13H91ZM106 14V15H107ZM114 14V13H113ZM168 14V13H167ZM170 14H171V12H170ZM170 14H168V15H170ZM37 15V14H36ZM40 15V14H39ZM50 15V13L48 14V16ZM57 15V14H56ZM55 15V16H56ZM73 15V14H72ZM81 15H79L78 17H79V19L81 18ZM86 15H84V18H85V20H86V22H87V20L89 19H87L86 18ZM100 15V14H99ZM98 15V16H99ZM104 15V14H103ZM112 15V14H111ZM157 15H159V14H157ZM59 16H62V17H67V15H65V16H63V15H59ZM68 16H69V14H68ZM88 17H89V15H87ZM115 16H116V14H115ZM171 16H172V18H173V15L171 14ZM177 16V15H176ZM32 17H34V16H32ZM40 19L39 20H43V18H41L40 16H38ZM52 18L54 17V16H51ZM70 17V16H69ZM73 17V16H72ZM96 17V16H95ZM104 17H105V15H104ZM104 17H102V15H101V18H104ZM108 17V16H107ZM30 18V17H29ZM29 18L27 19V20H29ZM56 18V17H55ZM91 19L90 20H92V19H94V15L92 16V17H90ZM109 19H110V17H108ZM119 18V17H118ZM121 18H122V16H121ZM145 18V17H144ZM167 18V17H166ZM31 19H33V18H31ZM74 19H75V17H74ZM96 19V18H95ZM130 19V18H129ZM149 19V18H148ZM175 19H176V17H175ZM210 19V18H209ZM0 20H2L1 18H0ZM15 21H17V19L15 18L14 19ZM26 20V21H27ZM38 20V19H37ZM50 20V19H49ZM52 20H54V18L52 19ZM52 20H50V21H52ZM85 20L83 19L82 21H84L85 22ZM99 20V19H98ZM118 20V19H117ZM131 20V19H130ZM172 20V19H171ZM181 20V19H180ZM3 21H5V19H3L2 21H1V24H0V26H3V24L2 23H4ZM14 21V23L16 24L17 23V25L16 26H18V24H19V22L17 21V22H15ZM30 21V20H29ZM48 21V20H47ZM81 21V20H80ZM94 21V20H93ZM93 21H91L92 23L90 24H88V25H96V24H94L93 23ZM120 21H121V19H120ZM119 21V22H120ZM147 21V20H146ZM149 21H150V19H149ZM176 21H177V19H176ZM209 21V20H208ZM214 21L216 22V20L214 19ZM13 22V21H12ZM12 22H11V24H10V28H11V26H15V25H13L12 24ZM31 22V21H30ZM33 22V21H32ZM59 22V21H58ZM73 22H74V25H76V22H78L79 23V20L77 19L76 20V22L73 20ZM82 23V26H84V24H86L87 25V23L89 22H87V23ZM95 22V21H94ZM101 22V21H100ZM100 22H97V23H100ZM124 21H122L121 23H123ZM141 22H142V19H141ZM206 22V21H205ZM219 22V21H218ZM35 23V22H34ZM45 23H47V22H44V24ZM49 23V22H48ZM55 23V22H54ZM61 23H62V21H61ZM63 23H64V20H63ZM67 23V25H69V23L68 22H66ZM78 23H77V25H78ZM96 23V22H95ZM101 23H103V22H101ZM105 23V22H104ZM104 23H103V25H104ZM116 23V22H115ZM127 23H130V22H127ZM147 23V22H146ZM149 23V22H148ZM147 23V24H148ZM167 23V22H166ZM176 23V22H175ZM207 23V22H206ZM6 24H8V23H6ZM59 24V23H58ZM65 24V23H64ZM70 24H72V23H70ZM106 24V23H105ZM118 23H116V25H117ZM150 24H153V21H152V23L150 22ZM178 24V23H177ZM217 24V23H216ZM5 25V24H4ZM52 25H53V23H52ZM55 25H57V24H54V26ZM60 25H62L63 26V24H60ZM66 25V24H65ZM73 25V24H72ZM80 25V24H79ZM102 25V26H103ZM113 25V24H112ZM118 25H120V26H122V28H123V25H121V24H118ZM126 25V24H125ZM124 25V26H125ZM130 25V24H129ZM165 26L164 27H166V24H164ZM220 25H221V22H220ZM6 27H7V25H5ZM5 26H3V27H5ZM15 26V27H16ZM20 26V25H19ZM18 26V27H19ZM41 26V25H40ZM44 26V25H43ZM42 26V27H43ZM49 26V25H48ZM54 26H52V27H50V28H53ZM71 26V25H70ZM69 26V27H70ZM97 27H98V24L96 25ZM110 26V25H109ZM119 26V27H120ZM140 26V25H139ZM151 26V25H150ZM182 26V25H181ZM206 26V25H205ZM209 26H210V24H209ZM212 26V25H211ZM210 26V27H211ZM216 26H218V24L216 25ZM17 27V28H18ZM56 27V26H55ZM81 27V26H80ZM95 27V26H94ZM93 27V28H94ZM118 27V28H119ZM128 28L127 29H129V26H127ZM152 27V26H151ZM163 27V28H164ZM207 27V26H206ZM210 27L208 28L209 30H206V31H208L209 33H207V34H209V36H210V38L213 36V35H210V34H212L211 32H210ZM1 28V27H0ZM44 28V27H43ZM42 28V29H43ZM50 28L48 29V31L47 32H49V30H50ZM58 28H59V25H58ZM71 28V27H70ZM75 28V27H74ZM81 28H83V27H81ZM103 28V27H102ZM101 28V29H102ZM117 28V29H118ZM125 29H124V31L125 30H127L126 29V26L124 27ZM131 28V27H130ZM140 28H142V27H140ZM212 28V27H211ZM215 28V25H214V27H213V29ZM220 28H222V27H219L218 28V30L220 29ZM3 29V28H2ZM7 29V28H6ZM12 29V28H11ZM19 29V28H18ZM38 29L41 31L42 29H40V27H38ZM77 29V28H76ZM79 30L78 31H80V28H78ZM85 28H83V30H84ZM88 29V28H87ZM90 29H91V27H90ZM89 29V30H90ZM94 29H96V28H94ZM94 29H92L93 31H94ZM97 29H99V27L97 28ZM96 29V31H95V33L98 31ZM104 29V28H103ZM102 29V30H103ZM117 29L115 30L116 32H117ZM132 29V28H131ZM136 29H138V28H136ZM136 29H132V30H136ZM143 29V28H142ZM162 29V28H161ZM166 29V28H165ZM206 29V28H205ZM217 29V28H216ZM223 29V28H222ZM14 30H16V28H14ZM20 30L22 31V29H21V27H20ZM63 29H61V32H63L62 31ZM65 30V29H64ZM69 30V29H68ZM75 29H73V34L76 32V31H74ZM82 29H81V31H83ZM89 30H87V31H89ZM100 30V29H99ZM105 30L107 31V28H105ZM109 30V29H108ZM113 30V35H111V37H113L114 38V36H116L117 35V33H119L120 34V32H115L114 31V29H112ZM130 30V29H129ZM131 30V31H132ZM221 30V29H220ZM231 30V29H230ZM230 30H227L228 31V33H230L231 34V31ZM1 31H3V30H0V32ZM8 31H11L10 29L8 30ZM7 31V32H8ZM13 31V30H12ZM16 31H19V30H16ZM20 31V35H21V33L23 32H21ZM56 31V30H55ZM71 31H67V32H70L71 33ZM80 31V32H81ZM87 31H83L82 33L83 34H85V36L87 35ZM104 31V30H103ZM118 31H119V29H118ZM165 31V30H164ZM179 31V30H178ZM211 31H213L212 29H211ZM214 31H215V29H214ZM223 31V30H222ZM225 31V30H224ZM46 32V31H45ZM50 32H53L52 30L50 31ZM58 32V31H57ZM60 32V31H59ZM58 32V33H59ZM101 32V31H100ZM105 32V31H104ZM123 32V31H122ZM127 32V31H126ZM134 32V31H133ZM139 32H142V31H139ZM176 32V31H175ZM182 32V31H181ZM180 32V33H181ZM186 32V31H185ZM219 32V31H218ZM235 32V31H234ZM3 34H4V32H2ZM9 33H11V32H9ZM17 33H19V32H17ZM77 33H79V32H77ZM94 33V32H93ZM98 33H99V31H98ZM98 33H96V35L98 34ZM114 33H115V35H114ZM136 33H137V31H136ZM180 33H178V34H180ZM227 32H225V34L224 35H222V36H224V38H227L226 39V41L228 40V37L230 38V36H228L227 34H226ZM233 33V32H232ZM236 33V32H235ZM2 34V35H3ZM16 34V33H15ZM49 33H47V34H45V35H48ZM76 34V33H75ZM74 34V35H75ZM83 34H79V35H83ZM102 33H100V35H101ZM125 34V33H124ZM132 34V33H131ZM135 34V33H134ZM140 34V33H139ZM145 34V33H144ZM207 34H205V35H207ZM213 34H214V32H213ZM218 34V33H217ZM217 34H215L214 36L215 37H217L216 35ZM221 34H222V32H221ZM221 34H219L220 36H221ZM15 36L14 35V32H13V34H11V36H10V38L12 37V38H14L13 36ZM17 35V34H16ZM24 34H22V36H23ZM40 35H41V33H40ZM39 35V36H40ZM51 35V34H50ZM50 35L48 36V37H50ZM52 35H54V36H59L58 37V40H57V43H59L58 41H61L59 44L61 45V47H62V42H64V40L66 39V37L63 39L62 38V40L60 39V35H56V34H54V32H53V34ZM64 35V34H63ZM67 35H69L68 33H67ZM95 35V36H96ZM99 35V34H98ZM128 35V34H127ZM140 35H142V34H140ZM146 35V34H145ZM226 35H227V37H226ZM236 35V34H235ZM5 36V35H4ZM6 36H7V34H6ZM62 36V35H61ZM76 36V35H75ZM88 36H90L91 37V33H90V35H88ZM88 36L87 37H85V38H82L84 41H86V38H88ZM95 36H92V38L90 39V40H92ZM101 36H103V35H101ZM104 36H105V34H104ZM122 36V35H121ZM120 36V37H121ZM222 36L220 37V41H218L219 43L220 42H224V41H221V40H223V38H222ZM17 36H15V38H16ZM21 37V36H20ZM64 37V36H63ZM69 37L70 36H68V39H69ZM72 37H73V35H72ZM72 37H70L71 39H72ZM78 36H76V37H74L75 39L77 38ZM83 37V36H82ZM97 37V36H96ZM117 37H119V36H117ZM116 37V38H117ZM129 37V36H128ZM138 37H140V36H138ZM183 37V36H182ZM203 37H205V36H203ZM214 37V40L216 41V38ZM7 38H9L8 36L5 38L4 37V39H3V41H5V39L7 40ZM22 38V37H21ZM24 38H25V36H24ZM41 38H42V36H41ZM44 38H46V36L44 37ZM52 38V37H51ZM50 38V39H51ZM97 38H100L99 36L97 37ZM97 38H95V39H97ZM103 37H101L100 39H102ZM106 40H108V38L107 37H104ZM184 38V37H183ZM182 38V39H183ZM185 38H186V36H185ZM184 38V39H185ZM188 38V37H187ZM222 38V39H221ZM17 39V38H16ZM40 39V38H39ZM60 39V40H59ZM78 39V38H77ZM95 39H93V40H95ZM111 39V38H110ZM183 39V40H184ZM204 39H206V38H204ZM208 39V38H207ZM206 39V40H207ZM217 39H219V38H217ZM234 40H235V38H233ZM232 39V40H233ZM11 40V39H10ZM70 40V39H69ZM80 39H78V41H79ZM99 40V39H98ZM135 40V39H134ZM196 40V39H195ZM236 40H237V38H236ZM235 40V41H236ZM1 41H2V39H1ZM39 42H40V40H38ZM43 41V40H42ZM46 41H49V39H47ZM54 41V42H53ZM84 41H82V44H85L86 45V43H87V41H89V40H87L86 41V43L84 42ZM97 41V40H96ZM100 42H102L101 40H99ZM147 41V40H146ZM186 41H188L187 39H186ZM185 41V42H186ZM190 41V40H189ZM188 41V42H189ZM211 41V40H210ZM210 41H209V43H210ZM24 42V41H23ZM44 42V41H43ZM52 42L53 43H55V39L53 40L52 39V41H51V45H52ZM73 42H77V41H74L73 40ZM92 42V41H91ZM99 42V43H100ZM112 42V41H111ZM117 42H118V40H117ZM124 42V41H123ZM185 42H183V43H185ZM188 42H187V44H188ZM234 42V41H233ZM232 42V43H233ZM3 44V42H0V46ZM46 43V42H45ZM67 43V42H66ZM65 43V44H66ZM70 43H72V41L70 40V42L69 43H67L69 46L71 45H73V44H70ZM74 43V45H77V44H75ZM79 43V42H78ZM98 43V47H99V45H101L102 46V43L101 44H99ZM103 43H106V41H104ZM130 43H131V41H130ZM182 43V42H181ZM209 43H207V44H209ZM227 43H229V40L227 41ZM9 44V43H8ZM11 44V43H10ZM43 44V43H42ZM49 44V43H48ZM66 44V45H67ZM90 46H92L91 44H90V42L88 43ZM92 44L93 45H95V41L94 42H92ZM108 44V43H107ZM110 44V43H109ZM108 44V46L110 47L111 46V48H112V43H111V45H109ZM115 44V43H114ZM150 44V43H149ZM198 44V43H197ZM223 44H225V45H227L226 43H223ZM230 44V43H229ZM228 44V45H229ZM58 45V44H57ZM65 45V46H66ZM73 45V46H74ZM89 45H86V48H87V51H88V46ZM97 45V44H96ZM105 45V44H104ZM104 45L102 46V47H100L99 48V50L100 49H102L103 47H104ZM126 46H129V44L127 45V44H125ZM134 45V44H133ZM133 45H130V46H133ZM189 45V44H188ZM203 45H204V43H203ZM206 45V44H205ZM204 45V46H205ZM209 45H211V43L209 44ZM219 45V44H218ZM224 45V46H225ZM227 45V46H228ZM233 45V44H232ZM240 45V44H239ZM238 45V46H239ZM255 45V44H254ZM2 46H4V45H2ZM2 46H1V48H2ZM54 46L56 47V43L54 44ZM53 46V47H54ZM67 47V48H69V49H71L70 47ZM72 46V47H73ZM78 47L80 46V44H78L77 45ZM84 46V45H83ZM89 46V47H90ZM108 46H105V48L106 47H108ZM117 46V45H116ZM125 46V47H126ZM186 46V45H185ZM194 45H192L191 46V48L193 47ZM201 46V45H200ZM203 46V47H204ZM207 46V45H206ZM234 46V45H233ZM5 47H6V44H5ZM58 47V46H57ZM56 47V48H57ZM61 47H58V50L57 51H59V55H61V57H62V55H65L64 57H68L69 55H67L68 54V50L69 49H67V51H65L67 54H65L64 53V47L63 48H61ZM66 47H65V49H66ZM77 47V48H78ZM93 47V46H92ZM115 47V46H114ZM113 47V48H114ZM121 47H124V46H122L121 45ZM120 47V48H121ZM176 47H178V46H176ZM175 47V48H176ZM221 47V43H220V46L218 47L219 49H222V48H220ZM223 47V46H222ZM235 47V46H234ZM52 48V47H51ZM76 48V47H75ZM91 48V47H90ZM104 48V49H105ZM119 50H120V48L119 47H117ZM180 48V47H179ZM183 48H184V46H183ZM205 48V47H204ZM236 48H238L237 46H236ZM236 48H234V51H235V49ZM244 48V47H243ZM256 48H257V46H256ZM255 47H254V49H256ZM259 48V47H258ZM53 49L54 48H52V51H51V53H54V54H58V52H56V49L53 51ZM60 49H63V50H61V51H63L62 53H64V54H60ZM79 49V48H78ZM94 49L95 50H93V48H91L90 49V51H97L98 49H97V47H95L94 46ZM97 49V50H96ZM107 49V51H108V48H106ZM105 49V50H106ZM123 49V48H122ZM121 49V50H122ZM125 49V48H124ZM192 49H194V48H192ZM192 49H190L191 51H192ZM207 50H208V48H206ZM212 49V48H211ZM225 49H228V47L226 48L225 47ZM248 49H250L249 47H248ZM248 49H245L246 51L248 50ZM260 49V48H259ZM8 50H9V48H8ZM8 50H5V51H7L8 52ZM28 50V49H27ZM29 50H32V48L30 49L29 48ZM28 50V51H29ZM80 50V49H79ZM99 50H98V52H99ZM114 50H115V48H114ZM132 50V49H131ZM131 50H130V52H131ZM173 51H175V50H178V48H176L175 50L174 49H172ZM171 50V51H172ZM180 50H182V49H180ZM188 50V49H187ZM203 50H205V49H203ZM206 50V51H207ZM212 50H214V49H212ZM5 51H4V55L5 56H7V54H5ZM34 50H32V51H30L31 52V54L30 55H32V52H33ZM74 51V50H73ZM75 51H76V49H75ZM89 51V52H90ZM104 51V50H103ZM103 51L101 50L100 51V55H99V53H98V55L97 56H101V53H103ZM106 51V52H107ZM112 51V50H111ZM135 51V50H134ZM133 51V52H134ZM171 52L172 54L174 53V52ZM240 50H238V52H239ZM242 51V50H241ZM251 51V50H250ZM253 51V50H252ZM264 51V50H263ZM23 52V51H22ZM109 52V51H108ZM117 52V51H116ZM116 52H115V54H116ZM133 52H131V55H132V57H136V59H134L135 60V62H136V60L138 59V61L139 62H141V61H143V59L146 57H144V58H142L141 56H139L137 53H135V54H137L140 58H138L137 56H134L133 55ZM183 52V51H182ZM194 51H192V53H193ZM217 52V51H216ZM228 52V54H229V50L227 51ZM231 52H233V48H232V51ZM245 52V51H244ZM248 52V51H247ZM247 52H245L246 54H248L249 55V58L251 57L250 56V54H249V52L247 53ZM258 52H259V50H258ZM262 52V51H261ZM25 53H27V52H25ZM25 53H23L24 55H26ZM79 53V52H78ZM92 54H94L93 52H91ZM97 53V52H96ZM110 53V52H109ZM124 53H126V51H124ZM128 53V52H127ZM150 53V52H149ZM160 53V52H159ZM177 53V52H176ZM178 53H179V51H178ZM181 53V52H180ZM211 53H212V51H211ZM222 53V52H221ZM224 53H225V51H224ZM243 53V52H242ZM241 53V54H242ZM256 53V52H255ZM23 54H21V56H23ZM28 54H29V52H28ZM27 54V55H28ZM50 54V53H49ZM70 54H71V51H70ZM85 54V53H84ZM104 54V53H103ZM106 54V53H105ZM111 54V53H110ZM113 54H114V52H113ZM117 54H119V52H117ZM122 54H123V52H122ZM161 54H162V52H161ZM182 54V53H181ZM218 54H219V51H218ZM231 54L232 53H230V56H231ZM233 54L235 55L236 54V51H235V53L233 52ZM239 54V53H238ZM1 55V54H0ZM3 55V54H2ZM9 55V54H8ZM67 55V56H66ZM86 55V54H85ZM130 55V56H131ZM162 55H164V54H162ZM171 55V54H170ZM185 55H186V53H185ZM211 55V54H210ZM225 56V54H222V55H218V56ZM226 55H227V53H226ZM255 55V54H254ZM253 54H252V56H254ZM258 55V54H257ZM259 55H260V52H259ZM264 55V54H263ZM50 56H51V54H50ZM55 55H53V57H54ZM107 56H109V55H107ZM123 56H124V54H123ZM167 56V55H166ZM172 56V55H171ZM171 56H170V58H171ZM182 55H180V57H181ZM227 56H229V55H227ZM236 56V55H235ZM234 56V59L235 58H237V57H235ZM0 57H2V56H0ZM4 57V56H3ZM2 57V58H3ZM56 57H60V56H55L54 58H56ZM64 57L62 58V59H64ZM104 56H102V58H103ZM106 57V56H105ZM104 57V58H105ZM113 57H114V55L112 56V61H113ZM115 57H116V55H115ZM117 57H118V55H117ZM128 57V56H127ZM157 57V56H156ZM161 57V56H160ZM173 57V56H172ZM176 57V56H175ZM179 57V56H178ZM182 57H184V55L182 56ZM238 57H240V56H238ZM242 57V56H241ZM260 57H262V56H260ZM29 58V57H28ZM30 58H31V56H30ZM52 58V57H51ZM83 58H84V56H83ZM86 58V57H85ZM84 58V59H85ZM95 58H96V56H95ZM101 58V59H102ZM103 58V59H104ZM120 58V57H119ZM123 58H125L126 59V55L123 57ZM148 58V57H147ZM152 58V57H151ZM159 58V57H158ZM187 58V57H186ZM203 58V57H202ZM222 58V57H221ZM220 58V59H221ZM226 57H224V59L223 60H226L225 59ZM229 57H227V59H228ZM231 60H233V57L231 56ZM262 58H264V57H262ZM34 58H31V60H33ZM53 59V58H52ZM58 59V58H57ZM128 59V58H127ZM139 59H141V60H139ZM166 59L169 61L170 59H168V57H166ZM177 59V58H176ZM208 59V58H207ZM216 59V58H215ZM219 59V60H220ZM245 59H246V57H245ZM256 59V58H255ZM14 60H15V58H14ZM25 60H30V59H27L26 57H25ZM35 60V59H34ZM105 60V59H104ZM107 60V59H106ZM108 60H111V57H109V59ZM115 60H116V58H115ZM134 60H133V62H132V64L134 63ZM145 60H147V59H145ZM171 60H173V58L171 59ZM178 60V59H177ZM180 60V59H179ZM190 60V59H189ZM192 60H193V58H192ZM203 60V59H202ZM201 60V61H202ZM229 61H230V59H228ZM227 60V61H228ZM242 60V59H241ZM250 60V59H249ZM254 60V59H253ZM260 60H261V58H260ZM259 60V61H260ZM66 61V60H65ZM86 61V60H85ZM94 60L92 59V63H90L89 61V63H90V65H88V69L92 66L91 64H95L96 62H93ZM101 61V60H100ZM111 61V62H112ZM125 61H127V60H125ZM129 61V60H128ZM127 61V62H128ZM137 61V62H138ZM186 61V60H185ZM184 61V62H185ZM207 61V60H206ZM215 61V60H214ZM220 61H222V60H220ZM252 61V59L249 61V62H251ZM256 61H257V59H256ZM256 61H252L253 63L254 62H256ZM259 61H257V62H259ZM9 62V64H8V66L10 65V61H8ZM7 62V63H8ZM11 62H12V60H11ZM18 62V61H17ZM30 61H28V63H29ZM31 62H33V61H31ZM69 62V61H68ZM106 62V61H105ZM114 62V61H113ZM116 62H117V60H116ZM123 62V61H122ZM121 62V63H122ZM138 62V63H139ZM145 62H147V61H144V65H146V64H148V63H146L145 64ZM156 62V61H155ZM155 62H154V64L153 65H155ZM164 62V61H163ZM171 62V61H170ZM169 62V63H170ZM174 62H176V61H174ZM177 62H179V64H180V61H177ZM176 62V65L178 64ZM197 62V61H196ZM226 62V61H225ZM231 63H233L232 61H230ZM4 63H5V61H4ZM24 63V62H23ZM75 63V62H74ZM76 63H77V61H76ZM76 63H75V65H76ZM101 62H99V64H100ZM108 63H110L109 61H108ZM107 63V64H108ZM124 63H126V62H124ZM129 63H130V61H129ZM142 63V62H141ZM158 63H159V61H158ZM168 63V64H169ZM190 63V62H189ZM193 63V62H192ZM198 63H199V61H198ZM205 63V62H204ZM239 63H240V61H239ZM12 65H14V63H11ZM16 64H18V63H16ZM15 64V65H16ZM22 64V63H21ZM31 64V63H30ZM29 64V65H30ZM97 65V63H96V65L95 66H97V70H98V66H102V65ZM112 64V63H111ZM116 64H118V63H116ZM115 64V62H114V64H112L113 66H112V68L116 65ZM137 64V63H136ZM140 64V63H139ZM138 64V65H139ZM166 64V63H165ZM168 64H166V65H168ZM170 64H172V63H170ZM186 64V63H185ZM191 64V63H190ZM194 64V63H193ZM192 64V65H193ZM207 64V63H206ZM223 64H225V63H223ZM238 64V63H237ZM245 64H246V61H245ZM247 64H248V61H247ZM250 64V63H249ZM249 64H248V66H249ZM258 64V63H257ZM0 65H2L1 63H0ZM25 65H26V63H25ZM28 65V66H29ZM39 65V64H38ZM67 64H65V66H66ZM110 65V64H109ZM130 66H132L133 67V65H131V63L129 64ZM137 65V66H138ZM143 65V63L141 64V66ZM143 65V67H145ZM149 65V64H148ZM147 65V66H148ZM160 64H158V66H159ZM175 65V64H174ZM183 65L184 64H182L181 66H182V68L183 69H185L184 67H183ZM202 65V64H201ZM208 65V64H207ZM227 65H228V63H227ZM241 65H242V62H241ZM262 65V64H261ZM264 65V64H263ZM21 66H23V65H21ZM31 66H32V68L34 67L32 64H31ZM86 66V65H85ZM90 66V67H89ZM103 66H106V63L105 64H103ZM102 66V67H103ZM118 66H120V63L116 66V67H118ZM127 67H128V65H126ZM129 66V67H130ZM140 66V65H139ZM140 66V67H141ZM156 66V65H155ZM171 66V65H170ZM169 66V67H170ZM187 66V65H186ZM198 66V65H197ZM220 66V65H219ZM229 66H232V64L230 65L229 64ZM229 66H227V67H229ZM235 66V65H234ZM248 66H245V67H247L248 68ZM12 67V66H11ZM11 67H9V69H8V72H9V70L11 71V73L12 74H15V73H13L12 71H13V67L11 68ZM16 67H18V66H16ZM39 67V66H38ZM83 67H84V65H83ZM128 67V68H129ZM139 67V68H140ZM143 67H141L140 69H142ZM152 67V66H151ZM174 67V66H173ZM196 67V66H195ZM208 67V66H207ZM224 67V66H223ZM227 67H224V72H225V69H227ZM249 67H252V68H250V69H252L253 70V66H249ZM4 68V67H3ZM12 70H11V69ZM25 68V67H24ZM35 68V67H34ZM40 68V67H39ZM60 68H61V66H60ZM80 68V67H79ZM96 67H94V65H93V68L92 69H90V70H93V69H95ZM107 68H108V66H107ZM107 68H105V69H107ZM111 68V67H110ZM110 68H108L109 69V71H110ZM118 68H120V67H118ZM126 68V67H125ZM134 69L136 68V66L135 67H133ZM138 68V67H137ZM153 68V67H152ZM202 68V67H201ZM201 68H198V70L200 69L201 70ZM230 68H232V67H230ZM230 68H228V69H230ZM241 68V67H240ZM243 68V67H242ZM260 68V67H259ZM264 68V67H263ZM262 68V69H263ZM1 69V71H2V68H0ZM16 69V68H15ZM14 69V70H15ZM62 69V68H61ZM67 69V68H66ZM84 69V68H83ZM115 69V68H114ZM117 69V68H116ZM120 69H122V68H120ZM120 69H118L119 71H121ZM147 70V68L145 67L143 70ZM155 69V68H154ZM174 69V68H173ZM175 69H177V67L175 68ZM189 69V68H188ZM192 69V68H191ZM196 69V68H195ZM194 68H193V70H195ZM211 69V68H210ZM217 69V68H216ZM227 69V70H228ZM238 69V68H237ZM255 69V68H254ZM3 70H6V68L5 69H3ZM26 70H27V68H26ZM33 70V69H32ZM38 70V69H37ZM40 70V69H39ZM63 70H65L64 68H63ZM68 70V69H67ZM66 70V71H67ZM82 70V69H81ZM84 70H86V68L84 69ZM96 70V69H95ZM100 70V69H99ZM99 70L98 71H96V73H95V71L93 72V75H97V72H99ZM117 70V72L114 70V72H116V74L118 73L119 74V76H121L120 75V73H119V71ZM124 70V69H123ZM126 70H127V68H126ZM131 70H132V68H131ZM143 70H141L142 71V73H143ZM145 70V71H146ZM148 70H150V68L148 69ZM148 70L146 71V73L148 72ZM153 70V69H152ZM163 70V69H162ZM192 70V71H193ZM207 70V69H206ZM205 70V71H206ZM219 70H221V67H220V69ZM227 70H226V72H227ZM83 71V70H82ZM129 71V70H128ZM136 71H137V69H136ZM138 71H139V69H138ZM137 71V72H138ZM172 71V70H171ZM177 71V70H176ZM203 71V70H202ZM231 71V73L234 71H232V69L230 70ZM3 72H6V73H3V74H7V71H3ZM25 72V71H24ZM28 72V71H27ZM26 72V73H27ZM32 72V71H31ZM34 73H35V71H33ZM32 72V73H33ZM63 73H64V71H62ZM91 72V71H90ZM103 72H104V70H103ZM112 72H113V69H112ZM127 72V71H126ZM154 72L156 73V69L154 70ZM159 72V70L157 71V73ZM181 72V71H180ZM187 72V71H186ZM200 72V71H199ZM240 72V71H239ZM238 72V73H239ZM249 72H250V70H249ZM260 72V71H259ZM262 72H263V70H262ZM10 73V72H9ZM18 73V71L16 72V74ZM30 73V72H29ZM70 73V72H69ZM89 73V72H88ZM87 73V74H88ZM95 73V74H94ZM122 73H123V71H122ZM131 73V72H130ZM129 73V74H130ZM141 73V72H140ZM138 74L137 73V75H140V77H141V74ZM150 72H148V75H150L151 76V74H149ZM179 73V71H177V74ZM190 73H191V71H190ZM198 73V72H197ZM210 73V72H209ZM223 73V72H222ZM221 73V74H222ZM229 73V72H228ZM230 73V74H231ZM253 73V72H252ZM11 74V75H12ZM19 74L20 73H18L17 75H14V76H16V78H18L17 76H19ZM78 74H81V73H78ZM124 74V73H123ZM135 74V73H134ZM165 74V73H164ZM170 74V73H169ZM184 74V73H183ZM201 74V73H200ZM220 74V75H221ZM245 74H246V72H245ZM249 74V73H248ZM0 75H2V72H1V74ZM21 75H22V70H21ZM26 74H24V76H25ZM34 75V74H33ZM38 75H39V73H38ZM131 75V74H130ZM133 75V74H132ZM137 75L135 76V75H133L134 77H137ZM145 75V74H144ZM157 76H159L160 75V73H158V74H156ZM172 75V74H171ZM173 75H174V73H173ZM226 75H227V73H226ZM233 75H234V73H233ZM241 75V74H240ZM250 75V74H249ZM264 75V74H263ZM5 76V75H4ZM7 76H9L10 77V75H7ZM13 76V75H12ZM24 76H21V78L22 77H24ZM28 76V75H27ZM142 76H143V74H142ZM147 76V75H146ZM145 76V77H146ZM153 76H154V74H153ZM187 76H190L191 77V75H188L187 74ZM222 76V75H221ZM230 76V75H229ZM229 76L227 77L228 78V80H229ZM232 76V75H231ZM247 76V75H246ZM253 76V75H252ZM260 76V75H259ZM1 77V76H0ZM20 77V76H19ZM34 77V76H33ZM83 77H85V76H82V78ZM140 77H138V78H140ZM144 77V76H143ZM145 77L143 78L144 80H141V82L143 81H145V82H147V80H148V78L147 79H145ZM174 77H175V75H174ZM177 77V76H176ZM193 77V76H192ZM191 77V78H192ZM202 77H204V76H202ZM249 77V76H248ZM261 77H263V76H261ZM14 78V77H13ZM15 78V79H16ZM25 78H26V76H25ZM24 78V79H25ZM30 78V76L29 77H27V79H29ZM85 78H87V77H85ZM95 77H93V79H94ZM111 78H112V76H111ZM111 78H110V80H111ZM124 78H127V76H125ZM142 78V77H141ZM157 78V77H156ZM160 78V77H159ZM159 78H157L156 80H158ZM179 78H180V76H179ZM179 78H177L178 80H179ZM219 78V77H218ZM226 78V79H227ZM231 78H233V77H231ZM240 78H241V76H240ZM251 78H253V77H250V79ZM3 79V78H2ZM5 79V78H4ZM23 79V78H22ZM23 79V80H24ZM26 79V81H28V82H30L31 80H27ZM102 79V78H101ZM118 79V78H117ZM120 79V78H119ZM129 79V78H128ZM151 79V78H150ZM154 79V78H153ZM164 79V78H163ZM176 79V80H177ZM199 79V78H198ZM249 79V80H250ZM6 80H9L10 81V79L9 78H7ZM17 81H18V79H16ZM22 80V81H23ZM99 80V79H98ZM103 80V79H102ZM105 80V79H104ZM122 81H124L123 80V78L121 79ZM121 80H119V81H121ZM131 80V79H130ZM160 81H161V78L159 79ZM193 80V79H192ZM204 80H206V78L204 79ZM214 80H218V79H215L214 78ZM214 80H212V81H214ZM231 80V79H230ZM258 80H259V78H258ZM4 81V80H3ZM11 81L13 82L14 80H12L11 79ZM17 81H15L16 83H19V81L17 82ZM22 81H20L21 83H22ZM112 81V80H111ZM122 81H121V84H122ZM139 81V80H138ZM137 81V82H138ZM151 81H152V79H151ZM150 81V82H151ZM154 82H156L155 81V79L153 80ZM252 81V80H251ZM250 81V82H251ZM254 81V80H253ZM10 82V84H8V86L9 85H12V84H14L15 82ZM24 82V81H23ZM32 83H30L31 85L33 84V86L35 85L34 83H33V81H31ZM98 82V81H97ZM103 82V81H102ZM126 82V81H125ZM134 82V81H133ZM133 82H132V84H133ZM140 82V81H139ZM139 82H138V84H139ZM140 82V85H143L142 83ZM149 82V83H150ZM158 82V81H157ZM174 82V81H173ZM181 82V81H180ZM215 82V81H214ZM222 82V81H221ZM229 82V81H228ZM228 82H226V83H228ZM240 82V81H239ZM258 82V81H257ZM260 82V81H259ZM5 83V82H4ZM7 83H8V81H7ZM20 83V84H21ZM27 83V82H26ZM26 83H24V84H26ZM37 83H39V82H37ZM84 83H85V81H84ZM107 83V82H106ZM105 83V84H106ZM115 83H117V82H115ZM130 83H131V81H130ZM177 83H179L178 81H177ZM202 83V82H201ZM211 83H213V82H211ZM235 83V82H234ZM238 83V82H237ZM242 83V82H241ZM262 83V82H261ZM3 84V83H2ZM23 84V83H22ZM112 84V83H111ZM119 84H120V82H119ZM124 84V83H123ZM157 84V83H156ZM163 84V83H162ZM183 84V83H182ZM15 85V84H14ZM17 85V84H16ZM37 85H39V84H37ZM103 85V84H102ZM116 85V84H115ZM125 85H127V83L125 84ZM158 85H160L159 83H158ZM168 85H171V84H168ZM167 85V86H168ZM172 85H173V83H172ZM180 85V84H179ZM201 85V84H200ZM203 85H204V83H203ZM202 85V86H203ZM212 85V84H211ZM224 85V84H223ZM223 85H221V86H223ZM237 85V84H236ZM1 86H3V85H1ZM0 86V87H1ZM7 86V87H8ZM23 86H26V85H23ZM22 86V88L24 89V91H25V89H27L26 87L24 88ZM36 86V85H35ZM86 86V85H85ZM110 88H111V85H108ZM112 86H113V84H112ZM120 86V85H119ZM128 86H130V85H128ZM134 86L136 87V84H134ZM155 86V85H154ZM202 86H201V89H202ZM219 86V85H218ZM226 87H227V85H225ZM224 86V87H225ZM245 86V85H244ZM252 86V85H251ZM254 86V85H253ZM5 87V86H4ZM3 87V88H4ZM20 87H21V85H20ZM37 88H39L38 86H36ZM35 87V88H36ZM40 87H41V85H40ZM43 87V86H42ZM42 87H41V89H36L35 90V88H33L34 90H35V92H40V91H42V92H46V90L48 89H46V90H44V89H42ZM102 87V86H101ZM100 87V88H101ZM103 87H104V85H103ZM118 87V86H117ZM124 87V86H123ZM130 87H133V86H130ZM129 87V88H130ZM135 87H133V88H135ZM142 87H145V86H142ZM141 87V88H142ZM147 87V86H146ZM145 87V88H146ZM150 87V86H149ZM177 87V86H176ZM188 87V86H187ZM204 87V86H203ZM209 87V86H208ZM231 87H232V85H231ZM259 87H261L260 85H259ZM264 87V86H263ZM13 88V87H12ZM15 89H16V86L14 87ZM28 88H30V87H28ZM82 88H83V86H82ZM99 88V87H98ZM109 88V89H110ZM113 88H114V86H113ZM120 88V87H119ZM119 88H118V90H119ZM137 88V87H136ZM206 88H207V86H206ZM211 88V87H210ZM212 88H213V86H212ZM211 88V89H212ZM234 88V87H233ZM251 88V87H250ZM1 89H2V87H1ZM31 89H32V86H31ZM94 89V88H93ZM93 89H90V91L92 90L93 91ZM102 89H104V88H101V90ZM185 89H187V88H185ZM229 89H231V88H229ZM228 88H226V91H225V95H226V93H227V91L229 90ZM236 90H237V88H235ZM234 89V90H235ZM245 89V88H244ZM4 90H8V91H6L7 92V94H9V91L11 90L10 89V86H9V88L8 89H5L4 88ZM13 90V89H12ZM11 90V91H12ZM19 90V89H18ZM17 90V91H18ZM33 90V91H34ZM40 90V91H39ZM100 90V89H99ZM123 90V89H122ZM122 90H120V91H122ZM127 90V89H126ZM131 90H133L132 88H131ZM139 90H142V89H139ZM143 90H146V89H143ZM156 90V89H155ZM154 90V91H155ZM179 91H180V87H179V89H178ZM184 90V89H183ZM200 90V89H199ZM210 90V89H209ZM258 90V89H257ZM260 90V89H259ZM21 91V90H20ZM23 91V90H22ZM28 91V90H27ZM32 90H31V92H29V93H27L28 94V96L29 97H32L33 95H35V97L33 96L32 98L33 99H30L31 100V102H30V100H27L28 99V96L27 97H25V93L24 92H18V94L15 96V99L14 100H12L13 102L14 101H16L15 103H19V104H22L21 106L22 107H25V108H28L27 109V111H25V112H23V113H21V112H19L20 114H22V115H18V111L19 110H17V113L15 112V111H12V113H8V114H6V115H2V116H0V124L1 123H3V124H6L7 122L6 121H16V123H15V125H16V127H14V133H13V135H14V137H15V141H17V142H21V144H22V141H25V140H27V139H29L30 138V141H36V143L38 142L40 145L39 146H45V145H47V141H46V138L44 137V136H37V135H35L34 134V132H32L31 131V133L30 134H28V135H26V134H24L23 133V129H27V130H29V128H30V124H32V120L31 119H33V118H35L36 119V117L38 118H40L41 119V121H37L36 123L38 124V126L37 127H39V125L40 126H47L48 127V125L50 126V125H52V124H54V123H58V122H62V121H64L65 122V118H66V116L67 115H69V114H67L66 116H65V113H66V110H67V108H65V107H63L62 106V109L61 110H59V108L58 109H56L57 108V106H56V108L55 109H53V107H55V105L51 108L50 107V109H48L47 107H46V105L45 104H43V103H41V100L39 99V97L42 95V93H41V95L40 94H38V93H32L33 92ZM104 91V90H103ZM103 91H100V92H103ZM109 91V90H108ZM125 91V90H124ZM149 91V90H148ZM160 91V90H159ZM167 91V90H166ZM196 91V90H195ZM207 91V90H206ZM215 91V90H214ZM214 91H213V97H214V94H216V93H214ZM230 91V90H229ZM1 92V91H0ZM95 92H98V91H95ZM112 92V91H111ZM116 92H117V90H116ZM115 92V93H116ZM133 92H134V90H133ZM142 92V91H141ZM140 92V93H141ZM156 92H157V90H156ZM174 92V91H173ZM197 92V91H196ZM209 92V94L211 93L210 91H208ZM208 92L206 93V92H204V95H205V93L207 94L206 96H208ZM222 92V91H221ZM238 92V91H237ZM15 93V92H14ZM31 93H32V95H31ZM104 93V92H103ZM112 93H114V92H112ZM114 93V94H115ZM120 93V92H119ZM119 93L117 92L116 94H118V95H115L114 97L112 96V98H114V99H116L118 96H119ZM126 93H128V92H126ZM165 93H167V92H165ZM171 93V92H170ZM177 93H179V92H177ZM176 93V94H177ZM187 93V92H186ZM231 93V92H230ZM236 93V92H235ZM240 93V92H239ZM241 93H242V91H241ZM12 94V92L10 93V95ZM36 94H38V95H36ZM55 94V93H54ZM92 95V97H93V93H91ZM96 94V93H95ZM110 93H108V94H106V95H109ZM114 94H110V95H114ZM135 94V93H134ZM137 94H139V92L137 93ZM147 94H150V93H147ZM198 94H200L199 92H198ZM263 94V93H262ZM31 95V96H30ZM53 95V94H52ZM82 95H85V94H82ZM89 95V94H88ZM120 95H122V94H120ZM124 95H125V93H124ZM129 95V94H128ZM131 95V94H130ZM153 95V94H152ZM155 95V94H154ZM184 95H185V92H184ZM183 95V96H184ZM203 95V96H204ZM221 95V94H220ZM228 95H229V93H228ZM228 95H226V97L228 96ZM235 95V94H234ZM238 95V94H237ZM239 95H242V94H239ZM239 95H238V97H239ZM4 96V94H2L1 93V95H0V98L1 97H3ZM47 96H49V95H46V96H43V98L45 97V99H47L46 97ZM56 96V95H55ZM78 96V95H77ZM117 96V97H116ZM138 96V95H137ZM148 96V95H147ZM165 96V95H164ZM164 96H160V97H163L164 98ZM192 96V95H191ZM253 96V95H252ZM263 96V95H262ZM42 97V96H41ZM84 97V96H83ZM86 97V96H85ZM90 97V96H89ZM100 97V96H99ZM104 97H105V95H104ZM126 97V96H125ZM152 97H154V96H152ZM167 97V96H166ZM169 97V96H168ZM176 97V96H175ZM186 97V96H185ZM190 97V96H189ZM193 97V96H192ZM196 97H202V94H200V96L198 95V96H196ZM209 98L211 97V94L208 96ZM207 97V98H208ZM225 97V96H224ZM229 97V96H228ZM230 97H231V95H230ZM245 97V96H244ZM251 97V96H250ZM258 97V96H257ZM53 98V97H52ZM56 98H58V97H56ZM79 98H81V97H78V100H80ZM97 98V97H96ZM101 98V97H100ZM111 96H109L108 97V99H103V96H102V98L101 99H103L104 101L102 102V100H101V103H99L100 101H99V98H97V100L99 101H96L97 103H92V105H90L89 106V109H90V112H91V114L92 113H95V114H93V115H100L101 116V114L103 113V115H104V112L106 111V113H107V110L108 109H110V108H112L113 106H112V101H111ZM119 98V97H118ZM117 98V99H118ZM138 98H139V96H138ZM137 97L136 98H134V96L133 95H131V96H129L128 98H127V100H126V103L125 102H123V100H124V98H123V100L121 101V102H123V103H125V105L123 106V111H122V113L125 111V113L128 115V113L127 112H130V111H132V112H134V113H138V112H136L137 110H139V109H141V107H142V105H138V103H136V100L135 99H138ZM149 98V97H148ZM163 98H162V100H163ZM177 98V97H176ZM182 98V97H181ZM184 98V97H183ZM202 98H204V100H207V99H205V96L204 97H202ZM202 98H199V99H197V100H199V101H196V102H203L204 100H202ZM215 98H216V96H215ZM222 98H223V96H222ZM252 98V97H251ZM259 98H260V96H259ZM5 99V98H4ZM10 99V98H9ZM48 99L50 100V98L48 97ZM64 98H62V100H63ZM86 99H88V98H86ZM90 99V98H89ZM143 99V98H142ZM150 99V98H149ZM156 99H158V98H156ZM166 99V98H165ZM180 99V98H179ZM200 99L202 100V101H200ZM210 99H212V97L210 98ZM210 99H208V104H209V101H210ZM214 99V98H213ZM211 100V101H214V100ZM227 99V98H226ZM239 99H240V97H239ZM262 99H264V98H262ZM1 100H2V98H1ZM43 100V99H42ZM58 100V99H57ZM76 100H77V98H76ZM113 100V99H112ZM119 100V99H118ZM121 100V99H120ZM194 100V99H193ZM218 100H220V98H219V96H218ZM228 100V99H227ZM231 100H233V99H231ZM75 101V100H74ZM94 101V100H93ZM92 101V102H93ZM115 101V100H114ZM139 101H140V99H139ZM142 101V100H141ZM155 101V100H154ZM160 101H161V98H160ZM178 101V100H177ZM195 101V100H194ZM221 101V100H220ZM220 101H218V102H220ZM247 101V100H246ZM249 101V100H248ZM257 101V100H256ZM10 102V101H9ZM43 102V101H42ZM44 102H45V100H44ZM58 102V101H57ZM75 102H77V101H75ZM79 102V101H78ZM83 102V101H82ZM89 102V101H88ZM88 102H87V104H88ZM138 102V101H137ZM156 102H158V101H156ZM164 102V101H163ZM179 102V101H178ZM196 102H194V103H196ZM223 102H224V100H223ZM222 102V103H223ZM227 102V101H226ZM230 102V101H229ZM244 102V101H243ZM3 103V102H2ZM55 103H56V100H55ZM81 103V102H80ZM122 103V104H123ZM159 103V102H158ZM174 103H175V101H174ZM182 103V102H181ZM185 103V102H184ZM187 103V102H186ZM190 103V102H189ZM189 103H187L188 105H185V106H183V108L185 107V109H186V106H191V104H189ZM193 103V104H194ZM197 103V104H198ZM212 103V102H211ZM214 103V102H213ZM216 103V102H215ZM221 103V104H222ZM228 103V102H227ZM236 103H237V100H236ZM264 103V102H263ZM47 104H48V102H47ZM59 104V103H58ZM65 104L66 103H63V105L65 106ZM72 105L74 104L73 102L71 103ZM114 104V103H113ZM122 104H121V106H122ZM142 104L144 105V103L142 102ZM165 104V103H164ZM179 104H180V102H179ZM201 105H202V103H200ZM205 104V103H204ZM203 104V105H204ZM224 104V103H223ZM253 104H255V103H253ZM260 104V103H259ZM8 105V104H7ZM35 105H37L38 107H39V109H41V111H37L38 113H36V111H35V115L32 113L31 115H29L30 113V109L32 108V106H35ZM53 105V104H52ZM51 105V106H52ZM146 105V104H145ZM144 105V106H145ZM152 108H155L156 109V114L154 115V117H155V125L151 128L152 130H150V134H147V136H145L144 134V136H143V138L139 141V143L138 144H136V146L138 147L136 150H134L133 151V149H127V150H131V151H133V152H131V154H129V159H124L125 161H127V163H131L130 165H131V170L130 171H132L131 172V178H132V183H133V194L135 195V205H136V208L138 209V210H136V212H137V215H136V217H135V219H134V221L135 222H137V223H139L140 222V220L143 218H146L148 215V213L150 212V211H157L160 207H162V206H166V205H170V207H171V214H173V212H175V213H179V212H181V213H183V215H184V217H189L190 215H191V213H192V210H194V208L196 207H194L193 209H192V207L189 205L190 203H189V201L194 197V196H196V194H201V189H199L198 187L196 188V187H193V185H192V183L190 182V181H188L189 183H185L183 180L185 179V177H186V175H187V173H189L190 174V169L186 172L185 170H183V168H182V171L181 170H179L178 171V169L176 170V173H177V171H178V173L176 174V175H170L169 176V178H171L170 180L172 181V183H174L175 185L174 186H172V188L173 189H178V188H183L184 187V191L182 192V193H176V191L175 192H173V191H168L167 192V190H163V191H160L159 193H160V195H162V193L163 192H165V194H164V198H162V200H160L159 198H160V195H159V197H158V199H159V201L158 202H155L154 200H158V199H156V197L154 198V200L152 201L151 199H153V198H150V196L148 195L149 193H151V191L152 190H149V193L147 192L146 193V190H145V188H147L145 185H147L146 183L149 181V180H147V179H149L148 177H149V175H152V173H154V175L158 172V171H161V177L162 176H167L170 172V166H171V164H169L170 166L169 167H167L168 166V163L170 162L171 163V161L169 160V162H167V158L165 157L166 155H164V153H166V152H164L165 151V149H164V151H162V150H160V152L162 151L163 152V154L162 153H160V152H155V149H156V141H160V138H162L163 136H167V137H169V136H171V135H173V136H175V135H177V136H179L180 134H182L183 132H181L180 130H181V128H183V127H180V130H179V128H178V125H180L181 123H180V121L182 120H179V122L178 123H180V124H177V122L175 123V125H174V127L173 126H171V127H173L172 129H166V127H164V124L162 125V122L165 120V118H164V116H163V109L161 108V107H158V106H156L155 104H152V103H150L149 104ZM178 105V104H177ZM176 105V107H178ZM201 105L199 106V107H201ZM226 105V104H225ZM227 105H230V103L229 104H227ZM226 105V106H227ZM231 105H233V104H231ZM230 105V106H231ZM235 105V104H234ZM236 105H238V104H236ZM2 106V105H1ZM6 106V105H5ZM48 106V105H47ZM67 106V105H66ZM74 106H75V104H74ZM121 106H114L113 107V109L115 108V107H121ZM143 106V107H144ZM147 106V105H146ZM198 106V105H197ZM211 106H212V104H211ZM216 106V105H215ZM220 106V105H219ZM224 106V105H223ZM223 106H222V108H223ZM239 106V105H238ZM254 106V105H253ZM61 107V106H60ZM69 107V106H68ZM143 107H142V110H143ZM149 107V106H148ZM164 107V106H163ZM191 107H193L194 108V105L193 106H191ZM199 107H196V108H199ZM237 107V106H236ZM252 107V105L251 104H247V105H245V107L243 108V112H247V111H249V110H251V109H253V108H251ZM4 108V107H3ZM37 108V107H36ZM147 108V107H146ZM188 109L190 108V107H187ZM191 108V110L190 111H193L194 109L196 110V108ZM202 108V107H201ZM214 108H216V107H214ZM224 108H225V106H224ZM12 109V108H11ZM171 109V108H170ZM174 109H175V107H174ZM182 109V108H181ZM203 109H206V105H205V108H203ZM202 109V111H204ZM218 109H219V107H218ZM226 109V108H225ZM228 109V108H227ZM2 110H4V109H2ZM21 110V109H20ZM35 110V109H34ZM112 110V109H111ZM173 110V109H172ZM183 110V109H182ZM208 110V109H207ZM212 110V109H211ZM224 110V109H223ZM229 110H231L230 109V107H229ZM237 110H238V107H237ZM113 111V110H112ZM111 111V112H112ZM117 111V110H116ZM140 111V110H139ZM149 111V110H148ZM153 111V110H152ZM190 111L188 112V114H190ZM199 111V110H198ZM201 111V110H200ZM199 111V112H200ZM210 111V110H209ZM208 111V112H209ZM213 111V110H212ZM216 111V110H215ZM222 111V110H221ZM228 111V110H227ZM227 111H225V112H227ZM235 111H236V109H235ZM32 112V111H31ZM34 112V111H33ZM110 112V111H109ZM115 112V111H114ZM140 112H142V111H140ZM146 113H147V111H145ZM173 112H176L175 110L173 111ZM187 112H185V114L187 113ZM197 112V111H196ZM205 112H207V111H205ZM205 112L203 113L204 115H205ZM207 112V113H208ZM224 112V113H225ZM237 112V111H236ZM0 113H2V112H0ZM29 113V114H28ZM68 113V112H67ZM98 113V114H97ZM101 113V114H100ZM105 113V114H106ZM118 113V112H117ZM117 113L115 114V116L117 115ZM119 113H121L120 111H119ZM122 113H121V116H124V115H122ZM143 113V112H142ZM142 113H141V115H142ZM170 113H172V111L170 112ZM184 113V112H183ZM182 113V114H183ZM211 113V112H210ZM210 113H208V114H206V115H209ZM218 113V112H217ZM228 113V112H227ZM226 113V114H227ZM237 113H240V112H237ZM237 113H234V115H236ZM89 114V113H88ZM90 114V115H91ZM133 114V113H132ZM132 114H129V117H131L130 115H132ZM173 114H175V113H173ZM179 114V113H178ZM194 114H195V112H194ZM198 114V113H197ZM214 114V113H213ZM102 115V116H103ZM111 115V114H110ZM126 115V116H127ZM139 115V114H138ZM144 115V114H143ZM146 115V114H145ZM196 115V114H195ZM195 115H193V116H195ZM199 115V114H198ZM202 115V114H201ZM201 115H199V116H201ZM204 115H202V116H204ZM222 115H223V118H225L224 117V114L222 113ZM51 116V117H50ZM80 116V115H79ZM83 116V115H82ZM86 116V115H85ZM84 116V117H85ZM118 116H120L119 114H118ZM170 116V115H169ZM173 116V115H172ZM188 115L186 114V117H187ZM216 116V115H215ZM220 116H221V114H220ZM219 115H218V117L217 118H219L220 117ZM226 116V115H225ZM227 116H229L228 114H227ZM68 117V116H67ZM73 117V116H72ZM125 117V116H124ZM133 117V116H132ZM131 117V118H132ZM136 117H138V116H136ZM145 117V116H144ZM179 117V116H178ZM184 117V116H183ZM191 117H192V115H191ZM222 117V116H221ZM230 117V116H229ZM239 117V116H238ZM38 118V119H39ZM79 118V117H78ZM101 118V117H100ZM121 118H123V117H121ZM197 118V117H196ZM212 118L214 119V117L212 116ZM216 118V120H218L219 121V119H221V118H219V119H217ZM65 119V120H64ZM68 119V118H67ZM128 119V118H127ZM126 119V121H128ZM140 120H143V119H141V118H139ZM148 118H144V120H147ZM185 119H188V118H185ZM201 119V118H200ZM207 119V118H206ZM227 119H228V117H227ZM232 118H230V120H231ZM71 120H73V118L71 119ZM82 120V119H81ZM108 120H109V118H108ZM108 120H106V121H108ZM113 120V119H112ZM111 120V121H112ZM122 120H125V118L124 119H122ZM131 120L132 119H130V125L128 124V126H129V128H132V130L131 131H133V125H132V123L133 122H131ZM152 120V119H151ZM167 120V119H166ZM192 120H195L194 118L192 119ZM215 120V119H214ZM213 120V121H214ZM67 121V120H66ZM110 121V120H109ZM133 121V120H132ZM136 121V120H135ZM134 121V122H135ZM172 121V120H171ZM178 121V120H177ZM186 121V120H185ZM184 119L181 121V122H183V125L184 126H187V128H188V125H190V126H194L195 124H193V122H195V121H197V120H195V121H191L190 122V124H188L189 122H187V124L185 123L184 124ZM210 121V120H209ZM208 121V122H209ZM228 121H229V119H228ZM232 121V120H231ZM231 121H229V123L231 122ZM18 122V123H17ZM63 122V123H64ZM115 122V121H114ZM124 122V121H123ZM146 121H144V123H145ZM151 122V121H150ZM200 122V121H199ZM9 123V122H8ZM69 123V122H68ZM98 123V122H97ZM128 123V122H127ZM137 123H138V126L141 124V123H139L138 122V119H137ZM143 123V122H142ZM143 123V124H144ZM146 123H148V122H146ZM152 123V122H151ZM196 123V125H197V123L198 122H195ZM210 123V122H209ZM209 123H207V124H209ZM222 123V122H221ZM17 124H18V126H17ZM35 124V123H34ZM62 124V123H61ZM111 124V123H110ZM117 124V123H116ZM121 124V123H120ZM123 124V123H122ZM177 124V125H176ZM193 124V125H192ZM206 124V125H207ZM213 124H215V121H214V123ZM231 124V123H230ZM58 125V124H57ZM64 125V124H63ZM94 125V124H93ZM100 125V124H99ZM147 125H149V123L147 124ZM152 125V124H151ZM150 125V126H151ZM170 125V124H169ZM7 126V125H6ZM98 126V125H97ZM112 126V125H111ZM122 126V125H121ZM121 126H119V127H121ZM137 126V128H140L141 127V125H140V127H138ZM180 126H182V125H180ZM213 126V125H212ZM211 126V127H212ZM215 126V125H214ZM217 126V125H216ZM9 127V126H8ZM35 127V126H34ZM112 127H114V125L112 126ZM118 127V126H117ZM204 127V126H203ZM202 127V128H203ZM229 127V124L228 125H226L225 123L223 124H221L220 125V129H221V131L222 132H224L225 133V131L224 130H226L227 128ZM10 128V127H9ZM116 128V127H115ZM122 128V130H123V127H121ZM127 128V127H126ZM22 129V131H20ZM38 129V128H37ZM119 129V128H118ZM142 129V128H141ZM192 129H194L193 127H192ZM204 129V128H203ZM207 129V128H206ZM213 129V128H212ZM12 130H13V127H12ZM11 130V131H12ZM89 130H90V128H89ZM115 130V129H114ZM114 130H112L113 131V133H114ZM124 130H125V127H124ZM146 130V129H145ZM178 130H179V132H178ZM183 130H187L186 128H184ZM182 130V131H183ZM196 130V129H195ZM208 130H210V128L208 129ZM243 130V129H242ZM41 131V130H40ZM111 130H110V127H109V125L107 124V123H105V124H103V125H101L100 127H98V128H96L95 130L93 129V130H90V132L88 133V134H86V135H80V136H76V138L79 140H81V139H87V144H85V145H83V146H81V148H80V151L79 152H81V153H83V156L85 155V154H90V156L91 155H99V152H100V148H99V145L102 143V142H104L105 140H104V135L102 136V134H103V132L105 133V132H107V133H109ZM116 131V130H115ZM128 131H130V130H128ZM127 131V132H128ZM187 131H189V130H187ZM186 131V132H187ZM200 131V130H199ZM118 132V131H117ZM135 132V131H134ZM139 132V131H138ZM137 132V133H138ZM181 132V133H180ZM190 132V131H189ZM11 133V132H10ZM39 133V132H38ZM42 133V132H41ZM78 133H80V132H78ZM78 133H76V134H78ZM85 133V132H84ZM116 133V132H115ZM121 132H119V134H120ZM124 133V132H123ZM123 133L121 134V136L123 135ZM130 133H132V132H130ZM142 133V132H141ZM144 133H146V132H144ZM177 133V134H176ZM180 133V134H179ZM82 134V133H81ZM140 134V133H139ZM175 134V135H174ZM186 134V133H185ZM188 134H191V132L190 133H188ZM188 134H186V135H188ZM235 134H237V128L235 129ZM23 135V136H22ZM110 135V134H109ZM113 135V134H112ZM118 135V134H117ZM132 135V134H131ZM142 135V134H141ZM192 135V134H191ZM190 135V136H191ZM205 135H208L207 133L205 134ZM210 135H211V133H210ZM216 135H217V132H216ZM215 135V136H216ZM238 135V134H237ZM242 135V134H241ZM10 135H8V137H9ZM90 136H94V138H97L98 140H99V142L96 144V146H95V148L93 147V145L91 144V140H90V138L89 137ZM114 136V135H113ZM124 136V135H123ZM133 136V135H132ZM136 136V135H135ZM137 136H139V135H137ZM173 136H171V138L173 137ZM177 136H175L174 138H176ZM180 136H183L184 137V139L186 140V137L184 136V135H180ZM179 136V138H181ZM189 136V135H188ZM220 136V135H219ZM242 136H244V135H242ZM256 136V135H255ZM166 137V138H167ZM192 137V136H191ZM190 137V138H191ZM203 137V136H202ZM212 137V136H211ZM216 137H218V136H216ZM224 137V136H223ZM115 138V137H114ZM166 138H165V141H166ZM174 138L172 139V140H174ZM205 138V137H204ZM203 138V139H204ZM226 138V137H225ZM11 139V138H10ZM9 139V140H10ZM96 139V140H97ZM110 139H111V137H110ZM118 139V138H117ZM120 139V138H119ZM125 139H128V137L127 138H125ZM124 139V140H125ZM202 139V140H203ZM221 139V138H220ZM235 139V138H234ZM12 140H14V139H12ZM167 140H168V138H167ZM169 140H170V138H169ZM168 140V141H169ZM178 140V139H177ZM195 140H197V139H195ZM205 141H206V139H204ZM207 140H209L208 138H207ZM225 140V139H224ZM227 140V139H226ZM15 141H13V142H5L4 144L5 145H16L15 143ZM94 141H95V139H94ZM115 141H117V140H115ZM114 141V142H115ZM128 141V140H127ZM164 141V142H165ZM176 141V140H175ZM181 141V140H180ZM222 141V140H221ZM228 141H229V139H228ZM248 141H250V140H248ZM109 142H111V141H109ZM119 141H117V143H118ZM133 142V141H132ZM160 142H162V140L160 141ZM164 142H162V143H164ZM188 142V141H187ZM224 142V141H223ZM230 142V141H229ZM236 142V141H235ZM35 143V144H36ZM106 143V142H105ZM108 143V142H107ZM134 143V142H133ZM161 143V144H162ZM174 144V141H173V143H172V141L170 140L167 144ZM176 143V142H175ZM177 143L179 144V145H183V143H181V142H178L177 141ZM181 143V144H180ZM212 143V142H211ZM249 143V142H248ZM20 144V143H19ZM26 145H27V142L25 143ZM111 144V146L113 145H115L113 142L112 143H110ZM166 144V150H169L168 148L169 147H171V145L169 144V145H167ZM188 144V143H187ZM187 144H186V147H187ZM201 144V143H200ZM221 146L223 145V143L222 142H220L219 143ZM219 144H217V146L219 145ZM79 145V144H78ZM103 145V144H102ZM101 145V146H102ZM107 145V144H106ZM109 145V144H108ZM129 145H131V144H129ZM176 145V144H175ZM178 145V146H179ZM208 145H209V142H208ZM225 145H226V143H225ZM237 145V144H236ZM250 145H251V143H250ZM34 146V144L31 146V144H29L28 146H27V148L29 149H31V147H33ZM135 146V147H136ZM163 146H165V144H163ZM174 146V145H173ZM177 146V145H176ZM184 146V145H183ZM190 146V144L188 145V147ZM210 146V145H209ZM228 146V145H227ZM134 147V148H135ZM181 148H182V146H180ZM179 147V148H180ZM185 147V146H184ZM187 147V148H188ZM215 147H216V145H215ZM223 147H225V146H222L221 148L222 149H224L225 150V148H227V147H225V148H223ZM241 147V146H240ZM248 147H250V146H248ZM132 148V147H131ZM159 148V147H158ZM172 148V147H171ZM178 148V147H177ZM180 148V149H181ZM202 148V147H201ZM204 148V147H203ZM209 148V147H208ZM207 148V149H208ZM213 148V147H212ZM221 148H219V150L221 149ZM230 148H231V146H230ZM235 147H233V149H234ZM102 149H103V147H102ZM122 149V148H121ZM175 149V148H174ZM186 149V148H185ZM191 149V148H190ZM195 149H197V148H195ZM217 149V148H216ZM241 149H242V147H241ZM79 150V149H78ZM118 150V149H117ZM123 150V149H122ZM126 150V151H127ZM176 150V149H175ZM181 150H184V148L183 149H181ZM198 150V149H197ZM212 150V149H211ZM224 150H222V151H224ZM157 151H159L158 149H157ZM177 151H179L180 152V150H176V152ZM188 151V150H187ZM195 151V150H194ZM199 152L201 151V150H198ZM204 151V150H203ZM232 151V150H231ZM240 151V150H239ZM238 151V152H239ZM243 151V150H242ZM114 152H116V151H114ZM118 152H119V150H118ZM124 152H125V148H124ZM129 152V151H128ZM154 152H155V154H154ZM191 152V151H190ZM205 152V151H204ZM204 152H200L201 153V155H202V153H203V155H205V153ZM207 152V151H206ZM210 152H212V151H210ZM221 152V151H220ZM227 152V151H226ZM102 153V152H101ZM121 153V152H120ZM168 153V152H167ZM173 152H171V154H172ZM182 153V152H181ZM183 153H185V154H187V152L186 151H184ZM192 153H193V151H192ZM195 153H197V154H199L197 151L195 152ZM228 153V152H227ZM231 153V152H230ZM236 153V152H235ZM123 154V153H122ZM121 154V155H122ZM124 154H126L127 155V153L125 152ZM153 154V155H152ZM178 154H180V153H178ZM233 154H234V152H233ZM238 154V153H237ZM236 154V155H237ZM112 155H114V154H112ZM119 155V154H118ZM149 155H151V157H153V156H155L154 158H153V160H152V158H151V161H149V163H151L152 162V164H150V165H148V164H145V162H146V160H147V158L149 157V159H150V156ZM169 155V154H168ZM175 155L176 154H174V157H175ZM184 155V154H183ZM202 155V156H203ZM115 156V155H114ZM123 156V155H122ZM189 156V155H188ZM191 156V155H190ZM193 156H194V153H193ZM199 156V155H198ZM207 156V155H206ZM171 157H173V154L171 155ZM170 157V158H171ZM178 157H180V156H178ZM195 157V156H194ZM231 157V156H230ZM233 157V156H232ZM116 158V157H115ZM119 158H120V156H119ZM122 158V157H121ZM124 158H125V156H124ZM191 159L193 158V157H190ZM189 158V159H190ZM198 158H200V157H198ZM204 158H205V156H204ZM203 158V159H204ZM206 158H208V157H206ZM205 158V159H206ZM247 158H249L248 156H247ZM182 159V158H181ZM196 159V158H195ZM202 159V158H201ZM203 159L201 160L202 162H204V161H206V160H204L203 161ZM231 159V158H230ZM233 159V158H232ZM238 159V158H237ZM237 159H235V160H237ZM117 160H119V159H117ZM123 160V159H122ZM123 160V161H124ZM175 160H176V158H175ZM178 160V159H177ZM185 160H186V158H185ZM198 160V159H197ZM227 160H229V159H227ZM244 160V159H243ZM249 160V159H248ZM119 161H121V159L119 160ZM173 161V160H172ZM199 161V160H198ZM197 161V162H198ZM231 161V160H230ZM240 161H241V159H240ZM245 161V160H244ZM180 162V161H179ZM184 162V161H183ZM191 162V161H190ZM189 162V163H190ZM200 162V161H199ZM229 162V161H228ZM227 162V163H228ZM239 162V161H238ZM248 162H250V161H248ZM253 162V161H252ZM264 162V161H263ZM120 163V162H119ZM147 163V162H146ZM185 163V162H184ZM240 163V162H239ZM122 164V163H121ZM173 164V163H172ZM177 164V163H176ZM182 163H180V165H181ZM188 164V163H187ZM208 164H210V163H208ZM231 164V163H230ZM237 164V163H236ZM235 164V165H236ZM241 164V163H240ZM245 164H247V162H245ZM244 164V165H245ZM174 165V164H173ZM179 165V167L181 168V166ZM191 165H192V163H191ZM195 165V164H194ZM200 165H202V168L204 167H206L205 165L203 166V164H200ZM213 165V164H212ZM263 165V164H262ZM117 166H120V165H117ZM176 166V165H175ZM182 166H184V165H182ZM227 166H228V164H227ZM226 166V167H227ZM254 166V165H253ZM130 167V166H129ZM128 167V168H129ZM189 167V166H188ZM194 167V166H193ZM211 167V166H210ZM214 167V166H213ZM212 167V168H213ZM219 167V166H218ZM225 166L223 167V168H225V170L228 168H226ZM239 167H240V165H239ZM172 168H174V166L172 167ZM197 168H198V165H197ZM222 168V167H221ZM230 169H231V167H229ZM255 168H257V166L255 167ZM127 169V168H126ZM247 169H248V167H247ZM246 168H245V170H247ZM128 170V169H127ZM186 170H187V168H186ZM194 170V169H193ZM214 170H216V168H214ZM213 170V171H214ZM222 170L223 169H220V171L222 172ZM224 170V171H225ZM228 170V169H227ZM237 170V169H236ZM252 170V169H251ZM129 171V172H130ZM175 171V170H174ZM195 171V170H194ZM201 171V170H200ZM217 171V170H216ZM219 171V170H218ZM235 171V170H234ZM123 172V171H122ZM121 172V173H122ZM171 172H173L172 171V169H171ZM231 172V170L228 172V173H230ZM174 173V172H173ZM201 173V172H200ZM236 173V172H235ZM234 173V174H235ZM255 173V172H254ZM262 173V172H261ZM260 173V174H261ZM120 174V173H119ZM195 174V173H194ZM196 174H198V171H197V173ZM213 174V173H212ZM232 174V173H231ZM247 174V173H246ZM252 174H253V172H252ZM208 175V174H207ZM238 175H241V174H238ZM254 175H256V174H254ZM127 176H128V173H127ZM196 176V175H195ZM201 176V175H200ZM235 176V175H234ZM237 176V175H236ZM160 177V178H161ZM165 177H163L164 179H165ZM188 177V176H187ZM193 177H194V175H193ZM197 177H199V176H197ZM209 177V176H208ZM227 177V176H226ZM258 177V176H257ZM157 178V177H156ZM163 178H161V180L163 179ZM168 178V179H169ZM204 178V177H203ZM229 178H231V176H229ZM234 178V177H233ZM238 178V177H237ZM237 178H236V180H237ZM241 178V177H240ZM152 179H154V177H152V178H150V180H152ZM193 179V178H192ZM221 179V178H220ZM119 180V179H118ZM188 180H191L190 178L188 179ZM200 180V179H199ZM232 180V179H231ZM235 180V179H234ZM235 180V181H236ZM153 181H155V180H153ZM164 180H162L161 182H163ZM171 181H170V183H171ZM193 181V180H192ZM202 181V180H201ZM239 181V180H238ZM156 182V181H155ZM157 182H158V178H157ZM187 182V181H186ZM194 182V181H193ZM220 182V181H219ZM149 183H150V181H149ZM154 183V182H153ZM152 183V184H153ZM165 183V182H164ZM205 183V182H204ZM213 183V182H212ZM236 183V182H235ZM151 184V185H152ZM159 184V183H158ZM195 184H196V182H195ZM132 185V184H131ZM166 185V184H165ZM173 185V184H172ZM238 185H241L240 183L238 184ZM122 186H123V183H122ZM128 186V185H127ZM145 186V187H144ZM147 186H149V185H147ZM155 186V188H156V184L154 185ZM199 186V185H198ZM202 186V185H201ZM232 186V185H231ZM242 186V185H241ZM128 187H130V186H128ZM150 187H153V186H150ZM161 187H162V185H161ZM166 187V186H165ZM165 187H162V188H165ZM169 187V186H168ZM167 187V188H168ZM154 188V189H155ZM159 188H160V186H159ZM166 188V189H167ZM171 188V186L169 187V189ZM201 188V187H200ZM233 188V187H232ZM123 189V188H122ZM121 189V190H122ZM126 189V188H125ZM129 189H131V188H129ZM150 189V188H149ZM234 189V188H233ZM127 190V189H126ZM125 190V191H126ZM157 190H158V188H157ZM162 190V189H161ZM230 190V189H229ZM131 191V190H130ZM159 191V190H158ZM180 191V190H179ZM155 192V191H154ZM162 192V193H161ZM172 192V193H171ZM213 192V191H212ZM125 193V192H124ZM128 193V192H127ZM130 193V192H129ZM153 194V193H152ZM151 194V195H152ZM155 194V193H154ZM153 194V195H154ZM157 194V193H156ZM218 194H220V193H218ZM238 194V193H237ZM152 195V196H153ZM213 195H214V193H213ZM212 195V196H213ZM217 195V194H216ZM129 196V195H128ZM155 196V195H154ZM200 196V195H199ZM204 197V196H203ZM242 197H243V195H242ZM213 198V197H212ZM200 199V198H199ZM133 200H134V198H133ZM132 200V201H133ZM229 200V199H228ZM248 200V199H247ZM197 201V200H196ZM134 203V202H133ZM193 203H195V201L193 202ZM248 203V202H247ZM197 204V203H196ZM199 204V203H198ZM227 204V203H226ZM229 204H231V203H229ZM135 205H133L134 207H135ZM234 205V204H233ZM231 207H232V205H231ZM234 207H236V205L234 206ZM135 208V209H136ZM199 208V207H198ZM226 208V207H225ZM233 208V207H232ZM231 208V209H232ZM240 208V207H239ZM163 209V208H162ZM222 209V208H221ZM231 209H229L228 211H230ZM237 209V208H236ZM160 210V209H159ZM233 210V209H232ZM238 210V209H237ZM236 210V211H237ZM240 210V209H239ZM239 210H238V212H239ZM244 211H245V209H243ZM166 211V210H165ZM135 212V213H136ZM159 212V211H158ZM162 212V211H161ZM198 212V211H197ZM240 212H241V210H240ZM254 213H255V211H253ZM258 212V211H257ZM54 213V212H53ZM154 213V212H153ZM230 213H231V211H230ZM237 213V212H236ZM242 213V212H241ZM247 213V212H246ZM158 214V213H157ZM206 214V213H205ZM244 214V213H243ZM242 214V215H243ZM42 212H36V213H31V212H18L14 217V219L15 220H11V222L10 223H6V226H4V228H6V227H9L10 229H11V231L12 230H17V233H19L20 232V236H22V238L24 237V236H30V237H32V239H34V241L36 240V241H47V239L48 238H45L43 235H42V233L43 232H41V231H39L38 229H39V226H38V224L40 223V218L42 217ZM52 215V214H51ZM159 215V214H158ZM170 215V212L167 214V216H169ZM175 215V214H174ZM228 215H230V214H227V212H226V214L224 215V218H226V219H228L230 216H228ZM233 215V214H232ZM236 215V214H235ZM240 215V214H239ZM239 215H238V217H239ZM248 214H244V216H247ZM253 214H251L250 216H252ZM54 216V215H53ZM196 216V215H195ZM202 216V215H201ZM244 216H242L243 218H244ZM254 216V215H253ZM159 217V216H158ZM175 217V216H174ZM183 217V218H184ZM191 217V216H190ZM204 217V216H203ZM237 217V216H236ZM241 217V216H240ZM239 217V218H240ZM248 217V216H247ZM160 218V217H159ZM168 218V217H167ZM207 218V217H206ZM251 218V217H250ZM147 219H148V217H147ZM146 219V220H147ZM152 219V218H151ZM156 219H157V217H156ZM163 219V218H162ZM230 219V218H229ZM236 219V218H235ZM252 219H254V218H252ZM172 220H173V217H172ZM234 220V219H233ZM237 220V222H239V220L238 219H236ZM236 220H234V221H236ZM241 220V219H240ZM244 219H242V221H243ZM249 220V219H248ZM150 221V220H149ZM159 221V220H158ZM158 221H157V223H158ZM162 221V220H161ZM183 221V220H182ZM200 221V224H195V226L193 227V229H195V233H194V236L192 237V241H191V244L189 243V247L187 246L186 247V249H184L183 251L182 250H177L176 249V247H177V243L175 242V240H174V238L173 237H175L174 235L175 234H172V236H171V234L169 235V234H167L166 232H165V230H163V232L164 233H166V235L165 236H167V237H169L170 236V240H166V244L167 245H173L174 247H172L171 246V250L172 251H174L176 254L177 253H179L180 255H181V258H182V260L183 261H187V262H190V263H198V262H202L203 260H205V262H207L206 264H208V261L209 260H206V259H209V258H212V259H217V261H219V264H226V263H228V261H232L233 259H235V258H238V257H242V255H245V254H248L249 253V251L251 252V251H255V252H252V253H260L261 255H264V239L263 240H257L255 237H257L256 236V234L254 235L255 237H253V238H255L256 240H251L250 238H252L251 236L255 233H253L252 231V233H250V230H252V229H247L246 230V232H244L243 230H245V229H243L242 231L241 230H238L237 228H229V227H226V226H222V227H220V225H222V224H219V223H213V224H210L209 223V221L207 220V221H205V219H201V220H199ZM242 221H240L242 224H240V226H242V225H244L243 224V222ZM253 221V220H252ZM144 222V221H143ZM148 222V220L145 222V224ZM151 222H153L152 220H151ZM162 223V222H161ZM170 223V222H169ZM144 224V225H145ZM174 224V223H173ZM247 224V223H246ZM245 224V225H246ZM251 224H252V222H251ZM250 224V226L252 227V225ZM4 225V224H3ZM144 225H143V227H144ZM153 225V224H152ZM161 226H162V224H160ZM159 225V226H160ZM165 226L164 227H166V224H164ZM186 225V224H185ZM244 225V226H245ZM248 225H249V223H248ZM150 226V225H149ZM218 226H219V228H218ZM234 226V225H233ZM142 227V226H141ZM147 227H148V223H147ZM147 227H145V228H142L141 230H140V232H141V234L143 235H146V233H147ZM153 227V226H152ZM163 227V226H162ZM236 227V226H235ZM246 227H247V225H246ZM3 228V227H2ZM8 228V229H9ZM150 228H151V226H150ZM149 228V229H150ZM181 228V227H180ZM239 228H241V227H239ZM250 228V227H249ZM219 229H223L224 230V233H225V235H224V237H223V239H222V244L220 243L219 245H217L216 244V242H217V238H218V233L220 232V230ZM6 231H7V228L5 229ZM138 230V229H137ZM153 230V229H152ZM156 230H157V228H156ZM159 230V229H158ZM158 230H157V232H158ZM177 230V229H176ZM179 230V229H178ZM3 231V230H2ZM161 231V230H160ZM160 231H159V233H160ZM253 231H254V229H253ZM10 231L8 230V232H6V233H9ZM139 232V233H140ZM177 232V231H176ZM45 233H46V231H45ZM44 233V235H46ZM169 233H171V232H169ZM14 234V233H13ZM161 234V233H160ZM252 234V235H251ZM141 236V235H140ZM150 236V235H149ZM184 236H185V234H184ZM48 237V236H47ZM137 237V236H136ZM142 237H144V236H142ZM163 237V236H162ZM220 237V236H219ZM262 237V236H261ZM29 238V237H28ZM138 238H140V237H138ZM145 238V237H144ZM252 238V239H253ZM32 239H30V240H32ZM52 239V238H51ZM50 239V240H51ZM166 239V238H165ZM191 239V238H190ZM243 239H249V242L246 244L247 245V247L246 248H241V249H239L238 247L239 246H241V244L240 243H242V242H244V241H242L241 242V240H243ZM260 239H262V238H260ZM26 240V239H25ZM29 240V239H28ZM29 240V241H30ZM142 240H144V239H142ZM162 240V239H161ZM185 240V239H184ZM22 241H24V240H22ZM52 241H53V239H52ZM52 241H50V242H52ZM129 241H131V239L129 240ZM140 241H141V239H140ZM220 241V240H219ZM247 241V240H246ZM29 243H31V242H29ZM46 243V242H45ZM55 243V242H54ZM144 243V242H143ZM162 243V242H161ZM188 243V242H187ZM25 244V243H24ZM38 244V243H37ZM42 244V243H41ZM215 244L218 246V247H214L215 246ZM244 243H242V245H243ZM30 245V244H29ZM130 245V244H129ZM133 245V244H132ZM161 245V244H160ZM249 246V247H248ZM37 248H38V246H37ZM45 248V247H44ZM49 248V247H48ZM51 248L55 251L54 253H56V254H58V255H60L61 254V259H59L58 257H56V255H54L56 258H52V257H49V256H44V255H40V254H38V253H36L35 255L33 254V256H30V255H27V254H25V253H23V252H21L20 253V258H6V259H0V264H57V261H59L60 262V264H73L74 262H76L77 264H100V262L98 261V257L96 256V250H97V246H96V242H95V239L91 236V235H89V236H84V237H80V238H77V239H75L74 241H69V243H57V244H52L51 243ZM214 248H216V249H214ZM34 249V248H33ZM181 249V248H180ZM44 251V250H43ZM46 251V250H45ZM246 251V252H245ZM248 251V252H247ZM164 252H165V250H164ZM17 253L19 254V252H16V254L15 255H17ZM34 253V252H33ZM41 253V252H40ZM49 253V252H48ZM32 254V253H31ZM53 255V254H52ZM57 255V256H58ZM7 257V256H6ZM179 257V256H178ZM239 259V258H238ZM243 259V258H242ZM213 260V261H214ZM176 261V260H175ZM179 261V260H178ZM216 261V262H217ZM245 261V260H244ZM200 262V263H201ZM236 263H237V260L235 261ZM239 262V261H238ZM246 262V261H245ZM248 262V261H247ZM166 263V262H165ZM232 263V262H231ZM235 263V264H236ZM212 264V263H211ZM238 264V263H237ZM241 264H242V262H241ZM243 264H244V262H243ZM248 264H249V262H248ZM250 264H251V262H250Z\"/></svg>",
  "mask_w": 264,
  "mask_h": 264
},
{
  "label": "snow or ice",
  "instance_id": "6c2138e0",
  "mask_svg": "<svg viewBox=\"0 0 264 264\" xmlns=\"http://www.w3.org/2000/svg\"><path fill=\"white\" fill-rule=\"evenodd\" d=\"M17 250L29 253L33 252L30 245L23 244L18 240L12 239L10 236L5 235L3 231H0V259H3L5 255L9 257L15 255ZM57 264H60V262L57 261Z\"/></svg>",
  "mask_w": 264,
  "mask_h": 264
}]
</instances>
